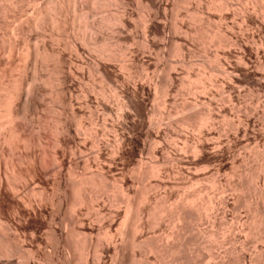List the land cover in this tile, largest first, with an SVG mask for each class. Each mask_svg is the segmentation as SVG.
Instances as JSON below:
<instances>
[{
	"label": "rangeland",
	"instance_id": "rangeland-1",
	"mask_svg": "<svg viewBox=\"0 0 264 264\" xmlns=\"http://www.w3.org/2000/svg\"><path fill=\"white\" fill-rule=\"evenodd\" d=\"M0 7L2 9L6 7L5 10L8 9V7L10 8V5L12 4L11 0V4L9 2V0H0ZM19 1V2H18ZM100 4L103 5L102 8H100L98 11H96L94 8H96V6H92V8H88L86 5H84L83 7L78 5V3H76L77 5H75V2L74 0H17L18 3L22 4L21 7H23V14H20L18 15L19 13H16L12 8V10L8 9V12L6 14V16H0V72H4L5 73H2L0 76V79L3 77V80L5 78H8L6 79L9 80V82H13L19 86V87H24V85H21L24 83L25 80L28 81V79L30 80L32 78V73H33V66L36 64L37 66H35L36 68L38 67L37 71H36V74L38 76V83L42 84L41 86V90H45L43 91V96H42V99L41 97H38V99H41V100H38L37 102L39 103L40 101V105L39 106H36L37 104H34L31 105L29 108H28V113H27V121H31L29 122V129L28 131L25 133V144H28V145H32L30 147H33L34 146V143H36V141L39 139V141H42L41 144H44L43 146L45 147V144H46V149L49 151L52 150L51 147L54 149L55 146H57V144L55 143L56 141H58V136H54L57 135L56 133V127L58 126L59 124V120H60V117L62 115V106L59 102V99L56 97V93H58L56 90L59 89V86L57 87V81L55 80L56 79V76H55V73L56 71H54V67L55 63H57V61L55 60L54 61V58L58 55L59 52H55V51H60V53H62V56H65V61L67 60V62L71 63L70 66H71V69L77 73L76 75L79 76H84V82H81V85L79 86V84H75L74 85V92L76 93V97H79L80 96V99H82L81 97H84L85 95H88V92L90 91L91 93H89V97L88 100L89 101V104L90 105H93V106H90V107H84L83 108V111L81 116L83 117H78V119L80 118V120H82L81 124L82 125H79L80 128H78V134H79V147L81 145H84L82 144L85 143L86 141V145H85V148H81V152L84 151V153L82 154V158H80L81 160V163L79 164L78 163V166L76 168V171H77V174H79V176L81 175H86L89 173L88 170H84V160L88 158V156H92L91 153H93V148L91 146V143L90 142H93V139L95 138V140L97 139V141L99 142H105L107 139L110 141H106L108 142L110 145L114 144V142H112L113 140L115 141V135L117 134L118 135V138H119V142L120 144H122V141H123V144L121 145V147H125L123 148V151H122V154L119 155L124 158V160H126L127 162L125 163H131L134 159V156L138 155V149L136 150L137 148V145L138 144H142L143 141H145L143 144H145V146H149L148 148L145 147V150L143 152V161L145 164V167L149 168L151 167L152 165L154 164H157L158 162L160 163V161H162V159L164 158V156H166V153L163 154H158L157 157L153 156L151 153V151L149 152V148L150 146L153 145V142L149 139H144V137L142 136L143 135V130L141 128V120L139 119V117L135 116L136 118H134L132 115L130 116H124L123 118H119L117 117L116 115L114 116V114H112L111 116L109 114H106L104 113V107H99L98 101H100L101 97H108V94L110 96V93H112L111 91V88H116L115 84L112 82V81H108L106 78H103L105 77L104 73L103 72H100L101 74H97V72H91L88 70L89 69V65L90 64V59H94V54L90 55L87 51L90 50V48H88V50H83L84 53L81 54L83 60H85L83 64L80 63V61L78 60L79 58H77L76 56V52L73 51L72 53V49L75 50V45L77 46V48H80L79 46L85 48V46H82L81 45V41L82 39L84 40V37H86V41L88 40L89 41V38L91 36V34L94 33V30L92 28L89 29L88 26H91V25H88L85 24L86 22H88L89 24H92V22L90 21H103V23H106L108 22V19H110L111 17V12H113L112 8L109 6L110 2L109 0H99ZM124 6V8H127L131 7L127 10L126 9V13L127 15L130 17L129 18V21H127V25L128 27L130 28H136V26H140V19H139V13L141 11L138 10V7L136 6V4L132 1V0H120ZM127 1V2H125ZM210 0H169V3H170V6L169 8L166 10V12L162 11V10H159L157 12V15H159V17L156 15V21H153V22H149L150 24H148V27L149 28H146L145 31L147 33V36L149 38V45L147 46L148 48L145 47V49L142 47V44L140 43H145L142 38L143 34L139 31V29H135L136 32L138 33L137 37H135V39L133 40L131 38V36L129 37H124V38H120L121 41H118L120 39L114 37L112 38V36H109L110 35V31H108V29H104L103 32H102V35L103 37L106 39V38H109L107 43H110L108 45H105V47L107 48L106 51H110L109 53H111L112 55H114L113 59H112V63H111V66L112 67H115L119 70L118 67H120V63H122L121 59L123 60H126L127 61V64L129 66V71H130V74H128V71L127 73L125 72L124 75H131V73L133 75H136V77L133 76V78H131V81L129 79V82L130 84H136V89L137 91L135 92L132 88L131 91H129L128 95L125 94L124 96L127 97V96H130L133 97V99L136 101L137 103V98H138V101L139 103L141 104H138L140 107L143 106V104H150L148 102V99L146 96L148 94V91H149V87H150V90L152 91H149L150 94L152 95V97H154V101L152 103V105L155 107L152 108L151 112H152V115L154 116H151L153 117L152 119H154L156 121H160L162 122V131L166 132V136H165V140L164 142L161 141L162 143H157L155 144V147H159L162 148V147H166V149L168 150H171V152H173L174 154V151L175 150H178L179 151L181 150V152H178L179 154L175 153L171 156H174L172 158H175L173 160V162L171 164H169L168 166H162V169L165 170L163 171L162 173V179L163 181H159L157 180L156 177H146V178H142L140 179L139 177L137 178L138 175H135L134 173H131L130 174H127V178H125L124 180L121 178V177H118L117 174H115V172L117 173V168L119 167V155H117L116 159L117 160H114V156H116L110 149V147L106 150V149H102V151H105L106 152H102L104 154H101L100 155V158L97 160L99 162V164H97L98 162L95 161L93 158L89 157L88 160L90 161L89 165H91L90 167H92V170H95L96 167H99L98 168H103V170H105L106 172H104V177H105V181L103 179H99L97 178L98 180L100 181H97L96 179L94 180L93 179V182H97V183H94L96 185V189L99 188L98 186L101 187V183H102V186L105 185L106 187L109 188L108 192L107 191H103L102 188L97 189V192L98 194H95V198L92 199L91 198V201L93 202V204H91V208H87L88 206H80L78 207V205L76 204V201H77V197L73 196L70 192H69V189L67 188V185H68V181H69V178H68V175L67 174H64L66 172H68V168L62 173L61 175V180L58 179V177H56L53 173V170L52 168L51 171L48 172V174L46 173H42L40 174V172L38 173L37 171V167H34L31 165V163H28L26 161L27 164H24L23 166V169L21 167V169H17V171H20V173H23V175H28V176H35L36 177V180L37 182H40L41 184V188H44L46 190V194L49 193V197H52L53 196V193L54 191H57V188L58 187V182H60V191L58 192L59 195H57V199H59L61 202H62V205H60L61 207H58L56 205V207L54 205L51 206V204L49 203H39V202H34V205L31 206H28V208H24V206H19L21 205V202L22 201H19L17 203L16 201L19 200V198H21L23 201H24V204L26 202H28V198L31 200L30 198V191L28 192V189H27V192L28 194H26L25 192V189L22 191H20V193L18 192L17 194L20 196H16V201H15V197L12 196L8 193L5 194V197L4 198H1L0 197V220L3 221V224L6 225L11 229V237L16 235L18 238H22V240L26 239L25 240V244L26 246L32 250V252L35 251V256L36 257H42V252L38 251L37 249V245L38 243H44V241L47 239V238H50V235L47 233L48 232V228L49 227H52L55 229V231L57 232L58 235H61V238H62V242L64 240L63 243H66V244H70L72 245V247L74 248L75 250V253L77 255H79L80 253V249L81 248V245L82 244V247H83V244L84 243H90L92 241V243L94 245H96V243L99 241L98 238L101 236H99V234L97 235V232L96 230H94L95 228L98 229L99 228V224H100V227L101 229L105 228L107 226V223L111 220V218L113 217L114 219H118L119 220V223L124 221V223L122 225H125L126 223V226H123V228L125 229L126 231V236L124 237V245L126 244L128 247H126V251H125V263L126 264H130V259L132 257V254L135 255L136 259L138 261L141 262V264H175L173 263V261L171 259L173 258H170L172 257L171 256H164L162 254H159L160 255V258H159V255L157 256V253L156 252H149V251H145L143 249H140V248H133L132 246V243L135 241V242H139L141 241V239H146L148 240V238L150 239V241L148 240V242H152L153 240L156 241L159 239L163 240L164 237L166 239V236H169V234H172V233H175V230L177 231L178 229V226H179V223L177 220H174L173 216H170L169 212H166V213H163L160 214V212H156V214L158 213L159 215H162V216H158L156 214L153 215H150V219L148 220V216L149 214L147 215V207H149V204L148 202H146L143 197H144V194L146 191V193H149L150 197L152 198H159L157 199V204L158 205H162V208H165L167 206L170 207V205L173 203H175L176 201L180 200L179 198H183L184 195H189L191 193H195L197 191H200L201 190V193L202 195L201 198L203 201V199H212V197L215 199V197L218 199V197L224 195V196H227V198H229V201L232 202L230 203V206L229 208L227 209V219H226V223L224 222V224H227V225H224L225 227L220 228L221 230H218V227H215L214 224H212V220L213 218L211 217L213 212L211 213V215H208L210 214V210H205L204 211V220L201 222L200 225H195L193 228H194V232L192 235H196L199 233H204V231L206 230H216L218 231V236L217 238H220L218 240H215V242L213 243L215 248L213 247V249L222 257V255L224 256V258H226L227 256L230 257L232 253V257H230L229 259H225V264H264V244L261 243L260 241V228H259V224L257 223L258 221H256V217H257V214L258 212H256V203L255 201L257 200V196L256 194L258 195V189H259V185H260V188L262 186V189H264L263 187V183H264V85H259L257 84L255 80V73L253 72L252 68L255 67V64H257V62L253 59V58H248V54H249V46L253 47V48H257L259 49V61L260 63L262 64V67H264V32H258L257 30V27L254 25V24H251V26L249 27V31H244V27H243V23H242V18L244 17L245 13H244V10L245 8L247 9H251L252 7H255L256 8V14H258V16L260 18L264 17V0H233L231 1L232 2V6L234 7H231L230 10H232L230 13L232 14L230 16V18L223 22V20H221L220 22V12H217L218 10L215 11L216 8H213V9H209L208 8V3H209ZM219 1V0H218ZM32 2V3H31ZM104 2V3H103ZM125 2V3H124ZM198 2V3H197ZM234 2V3H233ZM31 3V4H30ZM99 3H96L99 5ZM206 3V4H205ZM219 3V2H218ZM255 3V4H254ZM33 4V5H32ZM43 4V5H42ZM51 4L53 5H59L62 6V12L61 14L58 12L57 10V14H59V16L61 18H59L56 23L54 22H50L52 21L51 19L54 17V14L56 15V12L55 10H51V9H54L53 8V5L51 6ZM129 4V5H128ZM259 4V5H258ZM32 5V6H31ZM49 5V6H48ZM107 5V6H106ZM127 5V6H126ZM257 5V7H256ZM41 8L42 10V17L39 19L40 20V23L38 22V26H35L36 28H34L33 26L30 25V27L28 25H24V21L29 20V23L30 21L33 22V19L36 18L37 16V7ZM43 6V7H42ZM82 7L84 8V11H86L87 9H91L90 11L87 10L86 13L90 14L89 17H86V22L84 21V18L83 20L80 19V17H76V14H78L79 16V12L77 11V7ZM100 6V5H99ZM105 6V7H104ZM177 6V7H175ZM206 6V7H205ZM48 9H47V8ZM52 7V8H51ZM58 7V8H59ZM79 7L78 10H80L81 8ZM87 7V9L85 8ZM86 9V10H85ZM98 9V8H96ZM131 9V10H130ZM204 9V10H203ZM10 10V11H9ZM46 10V11H45ZM50 10V11H49ZM61 10V9H60ZM92 10H95L96 12L92 11ZM201 10V11H200ZM241 10V11H240ZM246 10V9H245ZM53 11V12H52ZM69 11V12H68ZM74 11V12H72ZM76 11V12H75ZM92 11V14L90 13ZM129 11V13H128ZM262 11V12H261ZM102 13V16H101V13ZM139 12V13H138ZM163 12V13H162ZM216 12V13H215ZM16 13V14H15ZM52 13V14H51ZM66 13V14H65ZM74 13V14H73ZM176 13V14H175ZM201 15H200V14ZM244 13V14H243ZM44 14V15H43ZM46 14V15H45ZM52 16H51V15ZM198 14V15H197ZM210 14V15H209ZM9 15V16H7ZM22 15V16H21ZM29 15V16H28ZM48 15V16H47ZM64 15V16H63ZM73 15V16H72ZM75 15V16H74ZM93 15V16H91ZM104 15V16H103ZM107 15V16H106ZM109 15V16H108ZM20 16V17H19ZM96 16V17H95ZM128 16H126V18H128ZM132 16V17H131ZM178 16V17H177ZM190 16V17H189ZM3 17V18H2ZM35 17V18H34ZM45 17V18H44ZM48 17L50 19H48ZM65 17V18H64ZM93 20H92V18ZM32 18V19H31ZM58 18V16H57ZM91 18V19H90ZM98 20H97V19ZM162 18V20H161ZM175 18V19H174ZM192 18V19H191ZM158 19V20H157ZM182 19V20H181ZM231 19V20H230ZM4 20V21H3ZM19 20V21H18ZM21 20V21H20ZM28 20L26 21L28 23ZM36 20V19H35ZM44 22H43V21ZM63 22H61V21ZM105 20V21H104ZM131 20V21H130ZM161 20V22H160ZM72 21V22H70ZM75 21V22H74ZM133 21V22H132ZM201 21V22H200ZM23 22V25L26 27L27 31H26V35H25V38H21L17 37L16 40H17V45H16V50L15 52H13V54H9L7 53V49L6 48L7 46L9 47V44H10V41L13 40L15 37H14V27H18V26H23L21 23ZM31 22V23H32ZM131 22V23H130ZM158 22V23H157ZM6 23V24H5ZM12 23V24H11ZM44 23V24H43ZM58 23V25H57ZM135 23V24H134ZM153 23V24H152ZM155 23V24H154ZM156 23L158 26H156ZM192 23V24H191ZM216 23V24H215ZM222 23V24H221ZM9 24V26H8ZM26 24V23H25ZM61 24H63V26H60ZM138 24V25H136ZM190 24V25H189ZM206 24V25H205ZM3 25V26H2ZM32 25H37L35 23H33ZM66 25L68 27H66ZM151 25V26H150ZM154 25V26H153ZM164 27H163V26ZM169 25V26H168ZM181 25V26H180ZM219 25V26H218ZM221 25V26H220ZM23 26V27H24ZM28 26V27H27ZM53 26V27H52ZM135 26V27H134ZM178 27V31H176L177 34L174 33L173 29L175 27ZM239 26V27H238ZM13 27V28H12ZM33 27V28H32ZM55 27V28H54ZM65 27V28H64ZM155 29H154V28ZM163 27V28H162ZM200 27V29H199ZM208 27V28H207ZM232 27V28H231ZM6 28V29H5ZM39 30H38V29ZM54 28V29H53ZM70 28V29H69ZM72 28V29H71ZM226 28H231V32H233V34H229V32H227L229 29H227L226 31ZM16 29V28H15ZM36 29V30H34ZM43 29V30H42ZM63 31H62V30ZM164 29V31H163ZM12 30H13V33H12ZM66 30V31H65ZM75 30V31H73ZM92 30V31H90ZM220 30H223V32L225 31V33H227V35L229 37H231L233 40H237L239 42V44H242L241 47H243V51H240L239 48H235L236 46H232L231 49H227L226 52H224L225 50L223 48H221L218 44V39L220 37ZM257 30V31H256ZM29 31V32H28ZM40 31V32H39ZM55 31V32H54ZM58 31V32H57ZM63 32V35H62V32ZM73 31V32H72ZM79 31V32H78ZM107 33H105V32ZM150 33H149V32ZM151 31H152V34H151ZM162 31V32H161ZM181 31V32H180ZM184 31V32H183ZM186 31V33H185ZM198 32V34L200 33H207L208 36H210V38L212 37L213 40L211 39H203L201 40V38H199V36L195 34ZM244 31V32H243ZM6 32V33H5ZM61 32V33H60ZM69 32V33H68ZM76 32V34H75ZM87 32V34H86ZM171 34H169V33ZM183 32V33H182ZM256 33L254 34V42L252 40V43L250 41V38H252V34L251 33ZM258 32V33H257ZM42 33V34H40ZM46 33V34H45ZM172 33H174L175 35L173 36ZM179 33V34H178ZM183 35H182V34ZM184 33L186 35H189L185 37ZM191 33V34H190ZM194 33V34H193ZM249 33V34H248ZM263 33V34H262ZM3 34V35H2ZM12 34V35H11ZM30 34V35H29ZM33 36H32V35ZM42 35V36H39ZM61 34V35H59ZM68 34V35H67ZM142 34V36H140ZM151 34V35H150ZM155 34V35H153ZM205 34V35H207ZM251 34V35H250ZM29 35V36H28ZM43 35H46V36H43ZM82 35V36H81ZM89 35V36H88ZM159 38L156 39V43L151 41V38L153 36ZM182 35V36H181ZM231 35V36H230ZM250 35V36H249ZM12 36V37H11ZM26 36L29 37L26 38ZM39 37H43V39L41 38H38ZM55 36V37H54ZM69 36V37H67ZM109 36V37H108ZM179 36V37H178ZM233 36V37H232ZM14 37V38H13ZM50 37V38H49ZM163 37V38H162ZM173 37H176L178 38V40L180 41L179 43H182L180 44L179 48L182 50V52H179V54H177L176 50L178 47H176V45L174 44V38ZM216 37V38H215ZM10 38V39H9ZM32 38V39H31ZM35 38H38V39H35ZM52 38V39H51ZM54 38V40H53ZM60 38V39H59ZM63 38V39H62ZM112 38V39H111ZM131 38V39H130ZM140 38V39H139ZM163 40H162V39ZM175 38V41H178L176 40ZM198 38V39H197ZM237 38V39H236ZM24 39H27V42L29 41L30 43L27 44V42H25L26 40ZM118 39V40H117ZM138 39V40H137ZM182 39V40H181ZM239 39V40H238ZM253 39V38H252ZM263 39V40H262ZM4 40V41H3ZM23 40L24 42L27 44L29 50L27 49V46L26 44L24 43L23 44ZM60 40V41H59ZM63 40V41H61ZM114 40V42H113ZM116 40V41H115ZM155 40V39H154ZM160 40V41H159ZM161 40L164 41L161 43ZM204 40V41H203ZM210 40V41H209ZM217 40V41H216ZM242 40V41H241ZM19 41V42H18ZM69 41V43L67 42ZM72 41V42H71ZM87 41V42H88ZM118 41V43H117ZM187 41V42H186ZM190 41V42H189ZM214 41V42H213ZM245 41L247 43L246 44ZM12 42V41H11ZM39 42V43H37ZM43 42V43H42ZM44 42H46L44 44ZM83 42V41H82ZM139 42V43H138ZM167 42V43H166ZM3 43V44H2ZM40 45L38 46L37 44ZM51 43V44H50ZM54 43V44H53ZM75 43V44H74ZM77 43V44H76ZM85 43V42H84ZM117 43V44H116ZM155 43V44H154ZM184 43V44H183ZM191 43V44H190ZM245 43V45H244ZM2 44V45H1ZM6 44V45H5ZM20 44V45H19ZM36 44V46L34 45ZM47 44V45H46ZM53 44V45H52ZM57 44V45H56ZM74 44V45H73ZM83 44V43H82ZM105 44V42H104ZM139 44V45H138ZM161 46H160V45ZM166 44V45H165ZM171 44V45H170ZM197 44V45H196ZM256 44V46H255ZM258 44V45H257ZM56 45V46H55ZM70 45H71V48H70ZM127 45V46H126ZM141 45V47H140ZM247 45V46H246ZM4 46V47H2ZM25 46V47H24ZM110 46V47H109ZM38 48V50H40L41 52H43L44 54V51H42L43 47H45L46 49V53H45V57H43V59L40 57L41 54L38 56V60H36V62L32 63V60L33 58H35L34 54H35V51L36 49L35 48ZM42 47V48H41ZM49 47V48H48ZM58 47V48H57ZM63 47V48H61ZM234 47V48H233ZM5 48V49H4ZM51 48V49H50ZM105 48V49H106ZM109 48V50H108ZM112 48V49H111ZM205 48V49H204ZM22 49V50H21ZM32 49H35V50H32ZM66 49V50H65ZM161 49V50H160ZM172 49V50H171ZM235 49V50H234ZM238 49V50H237ZM2 50V51H1ZM34 52L33 56L32 54H28L29 52ZM51 50V51H50ZM104 50V49H103ZM220 50V51H219ZM55 53H53V52ZM67 51V52H66ZM82 51V52H83ZM105 51V50H104ZM176 51V52H175ZM235 53H234V52ZM3 52V53H2ZM40 52V53H41ZM70 52V53H69ZM87 52V53H85ZM228 52V54H227ZM241 52V54H240ZM243 52H245V57L244 58H247L249 60H247V62L249 63L248 66H250V69H251V73L249 72V69L246 70L242 67H239L237 64L240 62V57L243 58ZM25 53V54H24ZM28 54V57H30V60L27 61L26 60V56ZM51 53V54H49ZM130 53V54H129ZM144 53V54H143ZM186 53V54H185ZM238 53V54H237ZM248 53V54H247ZM42 54V55H43ZM46 54H48V56H46ZM54 54H57V55H54ZM64 54V55H63ZM72 54V56H71ZM75 54V55H74ZM172 54V55H171ZM223 54V55H222ZM7 55H10V57H8ZM70 55V57H69ZM129 55V56H127ZM237 55V56H235ZM6 56V57H5ZM13 56V58H11ZM53 56V57H51ZM91 56V57H90ZM94 56V57H93ZM163 56V57H162ZM223 56V57H222ZM73 57H75V59H73ZM86 57H88L86 59ZM179 57H182V58H179ZM190 57V58H189ZM238 57V58H237ZM9 58V59H8ZM11 58V60H10ZM41 58V59H40ZM45 58V59H44ZM50 60H49V59ZM67 58V59H66ZM127 58V59H126ZM217 58V59H216ZM21 59V60H20ZM24 59V60H23ZM29 59V58H28ZM73 59V60H72ZM116 59V60H115ZM134 59V60H133ZM251 59V60H250ZM6 60V61H5ZM8 60V61H7ZM27 62H26V61ZM35 60V59H34ZM33 60V61H34ZM40 60V61H39ZM46 62L47 64H44L42 63L43 61ZM136 60V61H135ZM152 60V61H151ZM40 64H39V62ZM77 61V62H76ZM78 61L79 63L81 64V66L79 67L80 64H78ZM160 61V62H159ZM213 61V62H212ZM5 64H4V63ZM14 62V64H13ZM29 65H27L26 63ZM73 62V64H72ZM119 62V63H118ZM218 62V63H216ZM3 63V64H2ZM20 63V64H19ZM69 63H66L67 66L69 65ZM74 63H77V64H74ZM114 63V64H113ZM135 63V65H134ZM171 63V65H170ZM193 63V64H192ZM220 63V66L221 64L223 65H230L229 68L233 69L235 72H237L236 76L234 77L235 79H233L234 82L230 81L231 85H227V80H225V78L223 77V75L221 74L219 68L220 66L217 65ZM26 64V65H25ZM33 64V65H32ZM43 64V65H42ZM55 64V65H54ZM12 65V66H11ZM76 67L77 65V68L79 67V69H76V70H79V71H76L75 68L73 67ZM86 65V66H85ZM153 65V66H152ZM10 68H9V67ZM14 66V67H13ZM22 66V67H21ZM41 66V67H40ZM43 66V67H42ZM84 66V67H83ZM173 66V67H171ZM219 66V68H218ZM27 67V68H26ZM83 67V68H82ZM179 67V68H178ZM236 67H238L236 69ZM29 68L30 71H32L30 73L29 71ZM46 68V69H44ZM49 68V69H48ZM57 68V67H56ZM82 68V69H81ZM114 68V69H115ZM131 68V69H130ZM240 68V69H239ZM243 70H242V69ZM18 69V70H17ZM23 69H27L29 71L26 70H23ZM83 73H82V71ZM154 69V70H153ZM159 69V70H158ZM177 69V70H176ZM180 69V70H179ZM185 69V70H184ZM187 69V70H186ZM264 69V68H263ZM38 70H41L40 72ZM53 70V71H52ZM88 70V72H87ZM116 70V69H115ZM162 70V71H161ZM170 70V71H169ZM172 70V71H171ZM242 70V71H241ZM245 70V71H244ZM13 71V72H12ZM17 71V72H16ZM22 73H21V72ZM176 71L178 72L177 74L180 76V78L182 77L185 81H184V87H186L185 89H182V86L181 88L179 89L178 88V84L177 83H174V82H171V86L174 87L172 88L170 86V81L167 82L166 81V76L165 75H168L169 74H172L173 72ZM183 71V72H182ZM38 72V73H37ZM54 74H53V73ZM172 72V73H171ZM180 72V74H179ZM186 72V73H185ZM242 72V73H241ZM8 73V74H7ZM26 73V75H25ZM74 73V74H75ZM213 75H212V74ZM244 73V74H243ZM254 73V75H253ZM24 74V75H23ZM42 74V75H41ZM53 74V75H52ZM146 74V75H145ZM182 74V76H181ZM57 75V74H56ZM88 75V77H87ZM91 75V76H89ZM126 76V77H129V76ZM204 75V76H203ZM239 75V76H238ZM6 76V77H5ZM8 76V77H7ZM22 76V77H21ZM28 76V77H27ZM86 76V77H85ZM238 76V77H237ZM254 76V77H253ZM15 77V78H14ZM49 77V78H48ZM53 77V78H52ZM132 77V76H131ZM152 77V78H151ZM249 77V78H248ZM14 78V79H12ZM23 78V79H22ZM25 78V79H24ZM87 78V79H86ZM149 78V79H148ZM189 78V79H188ZM43 79V82L41 81ZM45 79V80H44ZM49 82H48V80ZM95 79V80H94ZM105 79V80H104ZM250 79V80H249ZM14 80V81H12ZM192 82H191V81ZM212 80V81H210ZM23 83H20L22 82ZM46 81V82H45ZM52 83H51V82ZM137 81V82H136ZM8 82V81H7ZM10 82V83H11ZM26 82V81H25ZM88 82V83H87ZM166 82H167V87H169V91L167 92H162L164 91L163 88L166 87ZM236 82V83H235ZM20 83V84H18ZM210 83V84H209ZM239 83V84H238ZM256 83V84H255ZM47 84V85H46ZM51 84V85H50ZM56 84V86H55ZM88 84V85H87ZM202 84V85H201ZM204 84V86H203ZM236 85V87L233 86ZM241 84V85H240ZM253 84V85H252ZM255 84V85H254ZM90 85V86H89ZM201 85V86H200ZM240 85V87H239ZM104 86V87H103ZM111 86V87H110ZM141 86V87H140ZM156 86V87H155ZM158 86V88H157ZM165 86V87H164ZM199 86V87H198ZM238 86V87H237ZM242 86V88H241ZM58 88V89H55V88ZM138 87V88H137ZM155 87V89H154ZM162 87V89H161ZM176 87V88H175ZM224 87V88H223ZM263 87V88H261ZM78 88V89H77ZM112 88V89H113ZM160 88V89H159ZM206 88V90H205ZM208 88V89H207ZM241 89L238 90L240 92H237L236 89ZM261 88V89H260ZM55 89V90H54ZM76 89V90H75ZM95 89V90H94ZM110 89V90H109ZM143 89V90H142ZM146 89V90H145ZM159 89V90H158ZM176 89L180 90V92H176ZM201 89V91H200ZM233 89V90H232ZM117 90H120V89H117ZM141 90V91H140ZM172 90V91H171ZM194 90V91H193ZM228 90V91H227ZM41 91V92H42ZM49 91V92H47ZM77 91V92H76ZM80 91V92H79ZM82 91V92H81ZM111 91V92H109ZM133 91V92H132ZM145 91V92H144ZM161 91V92H160ZM198 91V93H197ZM200 91V92H199ZM56 92V93H55ZM97 92V93H96ZM104 92V93H103ZM121 92V91H120ZM132 92V93H131ZM160 92V93H159ZM226 92V93H225ZM252 92V93H251ZM74 93V95H75ZM78 93V95H77ZM107 93V94H105ZM167 93V94H166ZM201 93V94H199ZM204 93V94H203ZM230 93V94H228ZM47 94V95H45ZM53 94V95H52ZM103 94V95H102ZM105 94V95H104ZM130 94V95H129ZM164 94V95H163ZM84 95V96H83ZM133 95V96H132ZM134 95L135 97L137 98H134ZM154 95V96H153ZM158 95V96H157ZM169 95V96H168ZM51 96V97H50ZM172 96V97H171ZM203 96V97H202ZM91 97V98H90ZM124 97V98H125ZM156 97V98H155ZM163 97V98H162ZM164 97H167V99H165ZM174 97H179L177 98V102L178 104H176L177 102H175V107H174V104H171L174 100ZM199 97V98H198ZM246 97V98H245ZM2 98V97H1ZM5 99V97H3ZM2 98V99H3ZM44 98V99H43ZM52 98V99H51ZM123 98V97H122ZM170 98V99H169ZM240 98V99H239ZM3 99V100H4ZM58 99V100H56ZM161 99V100H160ZM163 99V100H162ZM173 99V100H172ZM194 99H200L201 103L198 104L197 106V110H201L203 107V109L201 111H210V113L212 114V116L215 118V129H217V133L218 135L217 136V140H216V136L213 138V141L211 139H207L209 142H207L209 145L207 146L208 149H207V153L205 151V153H203L204 155L200 156L199 154H194L191 150V148L193 147L194 143H197V141L199 140L200 136H201V132H203L204 130H202L200 128V131L199 129H197L196 127H183L181 126V124L179 123V120L183 117L184 114L180 113V109L176 108V106L178 107V105L180 104V102H183V100H187L189 102H193ZM230 99V100H229ZM93 100V102H92ZM170 100V101H169ZM172 100V102H171ZM181 100V101H179ZM203 100V101H202ZM211 100V101H210ZM2 101V100H1ZM51 103H50V102ZM156 101V102H155ZM160 101V102H159ZM207 101V102H206ZM216 101V102H215ZM247 101V102H246ZM95 102V103H94ZM170 102V103H168ZM204 102V103H202ZM214 102V103H213ZM230 102V103H229ZM42 103V104H41ZM165 103V105H164ZM88 104V105H89ZM170 104V105H169ZM249 104V105H248ZM5 105V107H4ZM43 107H42V106ZM60 105V106H59ZM110 105L113 106V108L116 109V105L114 104V102H111ZM173 105V106H172ZM115 106V107H114ZM157 106V107H156ZM167 108H166V107ZM234 106V107H233ZM32 107V108H31ZM37 107V108H36ZM42 107V109H41ZM51 107V109H50ZM99 110H98V108ZM144 107V106H143ZM7 106L6 104H2L1 102V105H0V113L2 115H0V119H3V116H4V113L5 111H7ZM96 108V110L94 111V109ZM173 108H176V110L174 112V116L172 114V119L170 118L169 120L166 119V116H165V112L169 109L172 110ZM210 108V109H209ZM230 108V109H229ZM36 109V110H35ZM38 109V111H37ZM40 109V110H39ZM54 109V110H53ZM86 109V111H85ZM88 109V110H87ZM154 109V110H153ZM156 109V110H155ZM163 109V110H162ZM9 110V109H8ZM30 110V112H29ZM93 112H92V111ZM99 112H98V111ZM166 110V111H165ZM245 110V111H244ZM38 113H37V112ZM91 113H90V112ZM102 111V112H101ZM114 111V109H113ZM153 111L155 112L153 114ZM61 112V113H59ZM89 112V113H88ZM95 112V113H94ZM115 112V111H114ZM113 112V113H114ZM149 112V113H151ZM172 112V111H171ZM244 112H246L247 114H245ZM253 112V113H252ZM257 112V113H256ZM84 113V114H83ZM98 113V114H97ZM239 113V114H238ZM59 114V115H58ZM103 114V115H102ZM243 114V115H242ZM251 114V115H250ZM32 115V116H31ZM31 116V117H29ZM38 116V117H37ZM106 116V117H105ZM116 117V118H115ZM132 119H131V118ZM250 117V118H249ZM104 118V119H103ZM110 118V119H109ZM119 121H117L118 119ZM217 118V119H216ZM250 122L249 124V127H248V135L252 138H249L251 139L250 141V144H248V146L246 144H239V141H237L236 139L234 140L233 138V128L236 129V128H243L245 127V122L247 121V119ZM30 119V120H29ZM35 119H37L35 121ZM114 119V120H113ZM117 119V120H116ZM123 119V120H122ZM229 119V120H228ZM241 119V120H240ZM253 119V120H252ZM57 120V121H55ZM70 120V118H69ZM68 120V121H69ZM80 120H79V123H80ZM107 120V121H106ZM125 120V121H124ZM255 120V121H254ZM109 121V122H108ZM113 121L115 123H113ZM225 121V122H223ZM240 121V122H239ZM244 121V122H243ZM259 121V122H258ZM72 124V121L70 120L68 123L69 125ZM105 122V123H104ZM119 122V123H118ZM124 122L126 124H124ZM223 122V123H222ZM133 123V124H132ZM169 123V124H168ZM244 123V124H243ZM254 124V125H253ZM74 124H72V128H75L73 127ZM139 125V126H138ZM172 125V126H171ZM226 125V126H225ZM56 126V127H55ZM70 126V127H71ZM167 126V127H166ZM174 126V127H173ZM109 127V128H108ZM120 127V128H119ZM126 127V128H125ZM177 127V128H176ZM182 127V128H181ZM7 128V127H6ZM40 128V129H39ZM203 128V127H202ZM1 129V127H0ZM5 127L1 130H4ZM113 129V130H112ZM117 129V130H116ZM176 129V130H175ZM192 129V130H191ZM204 129V128H203ZM6 130V129H5ZM3 131V132H6V131ZM8 130V129H7ZM36 130V131H35ZM74 129H72L73 131ZM116 130V131H115ZM138 130H141L142 132H139ZM260 130V131H259ZM115 131V133H114ZM122 131V132H120ZM132 131V132H131ZM168 131V132H167ZM219 131V132H218ZM37 136H36V133ZM54 132V133H53ZM94 133V134H93ZM107 133V134H106ZM140 133L141 136H140ZM33 134V135H32ZM86 134V135H85ZM104 134V135H103ZM109 134V135H108ZM115 134V135H114ZM136 134V135H135ZM225 134V135H224ZM35 135V136H34ZM93 135V136H92ZM114 135V137H113ZM121 135V137H119ZM125 137H124V136ZM134 135V136H133ZM199 135V136H198ZM231 135V136H230ZM252 135V136H251ZM256 135V136H255ZM257 135H260L259 137H257ZM97 136V137H96ZM133 136V137H132ZM188 136V137H186ZM109 137V138H108ZM131 137V138H130ZM135 137V138H134ZM140 137L142 139V141L140 140ZM143 137V138H142ZM173 139H172V138ZM178 137V138H177ZM219 137V138H218ZM28 138H29V141H28ZM34 138V139H33ZM37 138V139H35ZM42 138V139H41ZM57 138V139H56ZM83 138V139H82ZM99 138H101L99 140ZM103 138V139H102ZM114 138V139H113ZM133 138V139H132ZM185 138V139H184ZM194 138H196L194 140ZM230 138V139H229ZM31 139V140H30ZM86 141H85V140ZM106 139V140H105ZM121 139V141H120ZM129 139V140H128ZM136 139V140H135ZM138 139V140H137ZM144 139V140H143ZM256 139V145H254L255 143L252 144V142H254V140ZM258 139V140H257ZM261 139V140H260ZM80 140H82V142H80ZM135 140V141H133ZM147 140V141H146ZM214 140H216L214 142ZM34 141V142H33ZM129 141V143H128ZM259 141V143H258ZM31 142V143H30ZM112 142V143H111ZM138 142V143H137ZM152 142V145L150 144ZM173 142V143H172ZM226 142V143H225ZM53 143H55L53 145ZM81 143V145H80ZM222 143V144H221ZM88 144V145H87ZM129 144V145H128ZM148 144V145H147ZM162 144V145H161ZM215 145V147L213 145ZM239 144V145H238ZM258 144V145H257ZM53 145V146H52ZM217 145V147H216ZM218 145H219V148H218ZM224 145V146H223ZM231 145V146H230ZM247 148H246V146ZM1 146L2 144H0V149H1ZM50 146V147H49ZM135 146V147H134ZM154 146V145H153ZM211 146V147H210ZM222 146V147H220ZM243 146V147H242ZM48 147V148H47ZM83 147V146H81ZM89 148V149H86V148ZM238 147V148H237ZM173 148V149H172ZM214 150H213V149ZM221 148V149H220ZM245 148V149H244ZM252 148V149H251ZM34 151L35 148H32ZM85 149V150H84ZM92 149V151H91ZM185 149V151H184ZM212 149V150H210ZM218 149V150H217ZM225 149V150H224ZM259 149V150H258ZM36 151L34 152H37V149H35ZM112 152H110V151ZM134 150V151H133ZM224 152H223V151ZM91 151V152H90ZM132 151V152H131ZM230 151V152H228ZM263 151V152H262ZM87 152V153H86ZM127 152V153H126ZM136 152V153H135ZM188 152V153H187ZM86 153V155H85ZM181 153V154H180ZM232 153H235L234 155ZM112 154L114 156H112ZM213 154V155H212ZM238 154V155H237ZM240 154V155H239ZM132 155V156H131ZM163 155V156H161ZM179 155V157L177 156ZM198 156V158L200 159L199 162L203 163L201 164V168L199 171L200 175H205L204 178L206 179H202L201 182H199L198 184H194L192 187L193 188H189L187 189L186 187L184 188V185L182 183H184L183 181L189 177H191V173L195 172L193 171L192 167H189V160H192L193 157ZM110 156V157H109ZM124 156V157H123ZM186 156V157H185ZM217 156V157H216ZM235 156V157H233ZM248 157V161H243V158L242 157ZM113 157V158H112ZM155 157V158H154ZM201 157H202V160H201ZM178 158V159H176ZM182 158V159H181ZM184 158V159H183ZM230 158V159H229ZM84 159V160H83ZM91 159V160H90ZM92 159H93V163H92ZM112 159V160H111ZM147 159V160H146ZM151 159V160H150ZM216 159V160H215ZM238 160L235 162V166H233L231 169H229V171L227 170L226 173H221V175H216V176H213V178L210 176L212 170H214L215 168H218L219 167V163L221 162H224V161H227L229 162H232L233 160ZM103 163H101L100 161ZM215 160V161H214ZM107 162V165H105V163ZM115 161V163H114ZM118 161V162H117ZM177 161V162H176ZM189 161V162H188ZM214 161V162H213ZM240 161V162H239ZM96 162V163H94ZM105 162V163H104ZM110 162H111V165L113 163V165L117 166L118 164V167H114L112 165V168L111 166L110 167V170L113 171V174L112 172H110V170H107L109 169L108 167V164L110 165ZM175 162V163H174ZM188 162V163H187ZM207 162V163H206ZM238 162V163H237ZM158 163V164H159ZM162 163V162H161ZM160 163V164H161ZM186 163V164H185ZM97 164V165H96ZM102 164V165H101ZM219 164V165H218ZM3 165V164H2ZM162 165V164H161ZM171 165V166H170ZM185 165L186 166V169H185ZM188 165V166H187ZM104 166V167H103ZM106 166V167H105ZM149 166V167H148ZM205 166V167H204ZM218 166V167H217ZM26 167V169H24ZM30 169H27L29 168ZM32 167V168H31ZM172 167V168H171ZM188 167V168H187ZM105 168V169H104ZM171 168V169H170ZM184 168V169H183ZM189 168L190 169V173H188L189 171ZM246 168V169H245ZM36 169V170H34ZM114 169V170H113ZM180 169V170H179ZM23 170V171H22ZM27 170V171H26ZM175 170V171H174ZM188 170V171H186ZM262 170V171H261ZM22 171V172H21ZM36 171V173L34 172ZM88 171V173H86ZM169 171V172H168ZM211 171V172H210ZM245 171V172H244ZM259 171V172H258ZM27 172V174H26ZM32 172V173H31ZM85 172V173H84ZM210 172V173H209ZM248 172V173H247ZM35 173V174H34ZM174 173V174H173ZM259 173V174H258ZM30 174V175H29ZM34 174V175H32ZM115 174V175H114ZM166 174V175H165ZM182 174V175H181ZM247 176H246V175ZM250 174V175H249ZM261 174V176H260ZM38 175V176H37ZM46 175V176H45ZM65 175V176H64ZM130 175V176H128ZM136 177H135V176ZM164 175V176H163ZM260 176V180L258 182V179H257V176ZM27 176V178H28ZM63 176V177H62ZM187 176V177H186ZM209 176V177H208ZM258 176V178H259ZM51 178V179H47V178ZM56 177V178H55ZM67 177V179H66ZM116 177V179H115ZM164 177V178H163ZM208 177V178H207ZM246 177V178H245ZM250 177V178H249ZM254 177V178H252ZM30 178V177H29ZM113 178V179H112ZM119 178V179H118ZM170 178V179H169ZM257 180H256V179ZM65 179V180H63ZM134 179V180H133ZM146 181H144V180ZM208 179V180H207ZM240 179V180H239ZM253 181H250L252 180ZM263 179V180H262ZM46 180V181H44ZM103 180V181H102ZM121 180V181H120ZM216 183H214V181ZM256 180V181H255ZM43 181V182H42ZM55 181V182H54ZM116 181V182H115ZM124 181H128V184L127 182L124 183ZM170 181V182H169ZM211 181V182H210ZM263 181V182H262ZM57 182V183H56ZM64 184V188L66 187L65 191L64 188L62 187L63 184ZM65 182V183H64ZM145 182V183H144ZM158 182V183H157ZM161 182V183H160ZM226 182V183H225ZM229 182V185H233L235 183H239V182H242V185H243V190L237 192V191H233L231 185L229 186V190L228 188L226 189L225 187V194H221L222 193V190H220L221 192H219V189L221 188L220 186L223 184L222 187H224L225 185H227V183ZM249 182V183H248ZM252 182V183H251ZM254 182V183H253ZM56 183V184H55ZM151 183V184H150ZM210 183V184H209ZM214 183V185L212 184ZM251 183V184H250ZM256 183H259V184H256ZM99 184V185H98ZM130 184V185H129ZM158 184V185H157ZM225 184V185H224ZM249 184V185H248ZM254 186H253V185ZM256 184V185H255ZM44 185V187H43ZM55 185V187H54ZM62 185V186H61ZM120 185V186H119ZM128 185V187H127ZM154 185V186H153ZM57 186V187H56ZM153 186V187H152ZM182 186V187H180ZM255 186H258L257 188ZM130 187V188H129ZM132 187V188H131ZM231 187V188H230ZM248 187V188H247ZM250 187V188H249ZM253 187V188H252ZM120 188H124V192L129 193L131 199H134V201H132V211L129 212L128 214V220L124 219V216H125V213L124 212H127L125 209L127 208L126 207V204H124L125 202H123V196H121L120 194ZM128 188V189H127ZM173 188V189H172ZM245 188V189H244ZM252 188V189H251ZM256 188V189H255ZM36 189H39V188H36ZM63 189V190H62ZM95 189V190H96ZM127 189V190H126ZM151 189V190H150ZM246 189H250L254 192V190H256L255 194L254 193H251L249 192L248 190ZM101 190V191H100ZM178 190V191H177ZM184 190V191H183ZM212 190V191H211ZM261 190V189H259ZM40 191L37 190V192ZM42 191V189H41ZM103 191V192H102ZM170 191V192H169ZM195 191V192H194ZM228 191V192H227ZM25 192V193H24ZM50 192H52L50 194ZM64 192V193H63ZM94 192V190H93ZM94 192V193H95ZM231 192V193H230ZM244 192V193H243ZM249 192V193H248ZM30 193V194H29ZM93 193V194H94ZM101 193V194H100ZM105 193V194H103ZM127 193V194H128ZM133 193V194H132ZM169 193L170 196H169ZM186 193V194H185ZM220 193V194H219ZM251 193V194H250ZM10 196H8V195ZM55 194V193H54ZM161 194V195H160ZM250 194V195H248ZM255 197H253L252 196ZM7 195V196H6ZM24 195V197L22 196ZM186 195V196H187ZM207 195V196H206ZM22 196V197H21ZM26 196V197H25ZM91 196H93L91 194ZM170 198H169V197ZM210 196H212L211 198H209ZM250 196V197H249ZM19 197V198H17ZM28 197V198H27ZM219 197V198H220ZM233 197V198H232ZM239 197V198H238ZM251 197L253 198V200L251 199ZM10 198V199H9ZM14 198V199H12ZM24 198V199H23ZM61 198V199H60ZM76 198L75 202H74V199ZM168 198V200H167ZM200 198V199H201ZM2 199V201H1ZM20 199V200H21ZM250 199V200H249ZM256 199V200H255ZM263 199V198H262ZM10 200V201H9ZM54 202L57 201L56 199H53ZM167 200V202H166ZM207 200H204V203H206ZM239 200V201H238ZM102 201V202H101ZM159 201L160 204H159ZM235 201V202H234ZM246 201V202H245ZM264 201V200H263ZM70 202V204H69ZM95 202V203H94ZM134 202V203H133ZM165 202V203H164ZM72 203V204H71ZM75 203V204H74ZM167 203V204H166ZM45 204V205H44ZM68 204V205H67ZM74 204V205H73ZM113 204V205H112ZM164 204V206H163ZM172 204V205H173ZM70 205V206H69ZM172 205H171V208H172ZM232 205H237V207H235V209L232 207ZM17 206V207H16ZM55 208H54V207ZM255 206V207H254ZM22 207V208H21ZM53 207V208H52ZM68 207V208H67ZM72 207V208H71ZM77 207V208H75ZM94 207V208H93ZM159 209H161L160 207L161 206H158ZM167 207V208H169ZM3 208V209H2ZM71 208V209H70ZM166 208V209H167ZM234 210H233V209ZM20 209V210H19ZM26 209V210H25ZM35 209V210H34ZM47 209V210H46ZM73 209V210H72ZM145 209V210H144ZM147 209V210H146ZM158 209V210H159ZM170 209V208H169ZM247 209V210H246ZM52 210V212H51ZM58 210V211H57ZM71 210V211H70ZM98 210V211H97ZM135 210H143V214H146V218L145 219V216H144V220L143 222L148 226L147 228L146 225L144 224V228L146 230L142 231L141 232H136V233H133L132 235V232H131V229L130 227L132 228V225L133 223L135 222L134 221V216H133V213ZM48 211V212H47ZM92 211V212H91ZM45 212V213H44ZM147 212V213H146ZM101 213V214H100ZM3 214V215H2ZM54 214V215H53ZM82 214V215H81ZM100 214V215H98ZM238 214V215H237ZM260 214V213H259ZM52 217H51V216ZM103 215V216H102ZM114 215V216H113ZM3 216V217H2ZM44 216V217H43ZM69 216V217H68ZM100 216V217H99ZM157 216V217H156ZM208 216L210 218H212L211 221H209L208 219ZM256 216V217H255ZM153 217V218H152ZM154 217H156V221L155 220V223H154ZM160 217V218H159ZM172 217V218H171ZM206 217V219H205ZM2 218V219H1ZM112 218V219H113ZM255 218V219H254ZM258 218V217H257ZM53 219V220H52ZM104 219V220H103ZM77 220V221H76ZM81 220V221H80ZM171 220V221H170ZM243 220V221H242ZM244 220H247V221H244ZM253 220V222H251ZM7 221V222H6ZM47 221V222H46ZM71 221V222H70ZM146 221V222H145ZM153 223L150 224L149 223ZM152 221V222H151ZM161 221V222H159ZM170 221V222H169ZM178 223H176V222ZM209 221V223H208ZM214 221V220H213ZM212 222V223H211ZM240 222V223H238ZM55 223V224H54ZM78 223L80 225H78ZM217 225L219 224V221H216ZM242 223V224H241ZM53 226H52V225ZM135 224V223H134ZM150 224V225H149ZM210 226H209V225ZM229 224V225H228ZM236 224V225H235ZM251 224V225H250ZM82 225V226H81ZM84 225V226H83ZM121 225V226H122ZM136 225V224H135ZM156 225V226H155ZM246 225V226H245ZM259 225V226H258ZM13 226V227H12ZM22 226V227H21ZM48 226V227H47ZM90 228H94L93 230H90ZM92 226V227H91ZM121 226H120V229H121ZM151 226V228L149 227ZM153 226H155L153 228ZM214 226V227H212ZM228 226V227H227ZM245 226V227H244ZM252 226V227H251ZM257 227V228H256ZM17 228V229H16ZM19 228V229H18ZM75 228V229H74ZM198 228V229H197ZM227 228V229H226ZM251 228V229H249ZM259 228V229H258ZM69 229V230H68ZM107 229V228H105ZM119 230V227L116 228V230ZM151 229V230H150ZM162 229V230H161ZM171 229V230H170ZM233 229V230H232ZM243 229V230H241ZM18 230V231H17ZM33 230V231H32ZM61 230H66V231H61ZM174 230V231H173ZM230 230V231H229ZM232 230V231H231ZM252 232H251V231ZM255 232H254V231ZM258 230V231H257ZM15 231V232H14ZM16 231H17V234H19L20 236H18L16 234ZM72 231V233H71ZM85 231V232H84ZM90 231H93V232H90ZM158 231V232H157ZM171 231V232H170ZM220 231V232H219ZM222 231V232H221ZM229 231V232H228ZM236 231V232H235ZM244 231V232H243ZM250 231V232H249ZM257 231V232H256ZM19 232V233H18ZM69 232V233H67ZM84 232V233H83ZM110 232H112V234L114 235H117L116 234V231L115 229H111ZM153 232V233H152ZM226 232V233H225ZM232 232L234 234H232ZM239 232V233H238ZM242 232V233H241ZM15 233V234H14ZM91 233V235H90ZM196 233V234H194ZM222 233V234H221ZM226 236H224V234ZM230 233V234H229ZM241 233V234H240ZM32 234V236L30 235ZM35 234V235H33ZM89 234V235H88ZM94 234V235H93ZM139 234V235H137ZM221 234V235H220ZM244 234V235H243ZM254 236H253V235ZM30 240H28L25 236ZM46 235V236H45ZM70 235V236H69ZM73 235V236H72ZM136 235V236H135ZM149 235V236H148ZM166 235V236H165ZM229 235H233L232 236V239L235 238V237H240L241 239V242L239 243H234L232 242V240L230 239L231 236ZM235 235V236H234ZM257 235V237L254 239V237ZM36 236V237H35ZM63 236V237H62ZM67 236V237H65ZM143 236V237H142ZM155 236V237H154ZM243 236V237H242ZM259 236V237H258ZM34 239H33V238ZM60 237V236H59ZM72 237V239H71ZM74 237V238H73ZM133 237V238H132ZM224 237V238H223ZM230 237V238H229ZM249 237V238H247ZM99 238V239H100ZM141 238V239H140ZM222 238V239H221ZM67 239V240H66ZM230 239V240H229ZM250 239V240H249ZM258 239V240H257ZM41 240V241H40ZM70 242H69V241ZM88 240L90 242H88ZM101 240V239H100ZM229 240V241H228ZM248 240V241H246ZM76 241V242H75ZM85 241V242H83ZM160 241V240H158ZM204 240H202V243ZM218 241V244L216 243ZM243 241V242H242ZM246 243H245V242ZM83 242V243H82ZM224 242V243H223ZM249 242V243H248ZM72 243V244H71ZM221 243V244H220ZM243 243L244 247H242L243 245H241ZM216 244V245H215ZM220 244V245H219ZM33 245V246H32ZM205 247H206V244L204 243ZM204 245H203V248H204ZM219 245V246H218ZM239 247H237V246ZM31 246V247H30ZM78 246V247H77ZM2 247V246H1ZM76 247V248H75ZM202 247V246H201ZM234 247V248H233ZM260 247V248H259ZM79 248V249H78ZM131 248V249H130ZM225 248V249H224ZM236 248V249H235ZM243 248V249H242ZM246 248V249H244ZM77 249V251H76ZM228 249V250H227ZM242 249V251H241ZM232 250V252H231ZM263 250V251H262ZM129 251V252H128ZM208 250L205 248L204 252H207ZM244 251V252H243ZM78 252V253H77ZM149 252V253H148ZM260 252V253H259ZM143 253V254H142ZM243 255L245 256V259L244 260H240L239 262L238 261V257H240V255ZM227 256H226V255ZM229 254V255H228ZM239 254V255H238ZM258 254V255H257ZM260 254V255H259ZM76 255V260L73 262V263H70V264H83L78 256ZM107 255V256H106ZM104 255L105 257V261L107 263L105 264H113L115 262V259H114V256L113 254H110L111 256H109V254H106ZM162 255V256H161ZM249 255V256H248ZM142 256V257H141ZM157 256V257H156ZM164 256V257H163ZM196 256V255H195ZM261 256H262V260H261ZM161 257L163 259H161ZM251 257V258H250ZM260 257V258H259ZM166 258V259H164ZM170 258V259H169ZM223 258V257H222ZM259 258V259H258ZM231 259V260H230ZM257 259V260H256ZM162 260V261H161ZM165 260V262L163 261ZM199 260L200 257H199ZM207 260V261H206ZM154 261V262H153ZM160 263H159V262ZM172 261V262H171ZM220 260H209V259H205L203 260L202 264H219L220 262H218ZM252 261V262H251ZM254 261V262H253ZM257 261V262H256ZM78 262V263H77ZM90 263L88 264H91V260L89 261ZM112 262V263H111ZM164 262V263H162ZM209 262V263H208ZM235 262V263H233ZM14 261H12L11 263H7V262H3L1 264H13ZM177 263V262H176ZM201 263V262H200ZM200 263H197V264H200ZM115 264V263H114Z\"/></svg>",
	"mask_w": 264,
	"mask_h": 264
},
{
	"label": "bare ground",
	"instance_id": "bare-ground-1",
	"mask_svg": "<svg viewBox=\"0 0 264 264\" xmlns=\"http://www.w3.org/2000/svg\"><path fill=\"white\" fill-rule=\"evenodd\" d=\"M11 0H9V2H10ZM124 1V0H123ZM135 4H136V6L138 7V10L139 11H141L140 13H139V19H140V26H136V28L137 29H139V31L143 34V36H142V34L140 35V36H142V38H143V40H145L144 42L145 43H140V44H142V47L145 49V47L146 48H148L147 46L149 45V38H148V36H147V33H146V31H145V29L146 28H149L148 27V24H150L149 22H153V21H156V15H157V12L159 11V10H162V11H164V12H166V10L169 8V6H170V3H169V0H132ZM199 1V0H198ZM231 1H233V0H210L209 1V3H208V8L209 9H213V8H216L215 9V11L216 10H218L217 12H220V22H221V20H223V22H225V21H227L229 18H230V16L232 15L230 12L232 11V10H230V8L231 7H233L232 5V2ZM262 1V0H261ZM1 2V1H0ZM11 2H12V4H11ZM10 2V8H12L16 13H19L18 15H20V14H23L24 12H23V7H21V5L22 4H20V3H18L17 2V0H13V1H11ZM74 2H75V5H77L76 3H78V5H80V6H84V5H86L88 8H92V6L94 5V6H96V8H98V9H96V8H94L96 11H98L100 8H102L103 7V5H101L99 2V0H74ZM109 2H110V4H109V6L112 8V10H113V12H111V17H110V19H108V22H106V23H103V21L101 22V21H99V20H101V19H97L98 21H96V20H94V21H90V22H92V24H89L88 22H86V17H89L90 16V14L88 13H86V11L87 10H89V9H87V7H85L86 9V11H84V8H82V7H80L81 9L80 10H78L79 9V7H77L78 9H77V11L79 12V16H78V14L77 13H75L76 14V17H80V19H82L83 20V18H84V21L86 22L85 24H87V26L88 25H91V26H88L89 27V29L90 28H92L93 30H94V33L93 34H91V36H90V38H89V41L87 42L86 41V37H84V40L82 39V41L80 42L81 43V45L82 46H85V48H83V47H81V46H79L80 48H77V46L75 45V50L74 49H72V53H73V51H75L76 52V57L77 58H79L78 60L80 61V63L81 64H83V63H85L86 61L85 60H83V58H82V56H81V54L82 53H84V51L83 50H88V48H90V50H88L87 52L90 54V55H92V54H94V59H90V64H88L89 66V71H90V73L92 72H97V74L99 73V74H101L100 72H103L104 73V75H105V77H103V78H106L108 81H112L114 84H115V86H116V88H111V91H112V93H110V96H109V94H108V97H101V99H100V101H98V102H96V103H98V105H99V107H104V113H106V114H109L110 116L112 115V114H114V116L116 115L117 117H119V118H123L124 116L126 117H128V116H130V115H132L134 118H136L135 116H137V117H139V119L141 120V122H139V123H141V128H142V130H143V137H144V139H150L152 142H153V145H152V142L150 143L152 146H150V148H149V152L151 151L152 153V155L153 156H155V157H157V155L159 154H163L164 155V153H166V152H168L167 154H166V156H164V158L162 159V161H160V163L162 164H160L159 162V164L157 163V164H154V165H152L151 167H149V168H147V167H145V165H147V164H145L144 163V159H143V157H142V155H143V152H144V150H145V147H147V146H145V144H143L145 141H143L142 142V144H138L137 145V148H136V150L138 149V155H136V156H134V159H133V161L131 162V163H125V162H127L126 160H124V158H122L120 155L122 154V151H123V148H125V147H121V145L123 144V141H122V144H120V142H119V138H118V133L115 135V137H114V135H113V137L115 138V141L113 140L112 142H114V144H112V145H110L108 142H110L108 139L106 140V141H108V142H98L97 141V139L95 140V138L93 139V142H90L91 143V146H92V148H93V153H91L92 154V156H88V158L89 157H91V158H93L95 161H97L99 158H100V155L101 154H104V153H102V152H106V150L110 147L111 149V151L116 155H119V157H121V158H119V167H118V164H117V166H116V164H115V166L116 167H118L116 170H117V173L115 172V174H117V176L118 177H121L123 180L125 179V178H127V174H130L131 175V173H134L135 175H138L137 176V178L139 177L140 179H142V178H146V177H156L157 178V180H161L162 179V174H164V173H162L163 171H165V170H163L162 169V166L164 165V166H168L169 164H171L172 162H173V160L175 159V158H172V157H174V156H171L172 154H173V152H171V150H168V149H166V147L164 148V147H162V148H160V146L159 147H155V144H157V143H162L161 141H163L164 142V140H165V136H166V132L164 131H162V122H160V121H157V119H156V121L154 120V119H152L154 116L152 115V112H151V110H152V108L154 107L153 105H152V103H153V101H154V97H152V93L150 94V92L149 91H151L150 90V87H149V91H148V94L146 95V96H148L147 97V99H148V102L150 103V104H143V106L142 107H140L141 106V104L139 103V101H138V96L137 97H135V95H134V98H137V103H136V99L134 100L133 99V97H131V95L130 96H127V97H125L126 95L125 94H127L128 95V93H129V91H131L132 89L136 92L137 91V89H136V84H130V82H129V79H130V81H131V78H133V76L134 77H136V75H133L132 73H131V75H128V74H130V71H129V66H128V64H127V61L126 60H122L121 59V61H122V63H120V67H118L119 68V70L117 69V68H115V67H112L111 66V63H112V59H113V57H114V55H112L111 53H109L108 51H106L107 50V48L105 47V45H108V44H110V43H108V44H106L107 43V41H108V39L109 38H104L103 37V35H102V32H103V30L104 29H108V31H110L109 33H110V35L109 36H112V38H114V37H116V38H118V39H120V38H126V37H130L131 36V38L134 40L135 39V37H137V35H138V33L136 32V28H129L128 27V25H127V21H129V16L127 15V11H126V9L127 8H124V6H123V4H122V2L120 1V0H109ZM125 2H127V1H125ZM124 2V3H125ZM128 2H129V0H128ZM219 2V3H218ZM32 3V2H31ZM30 3V4H31ZM96 3H99V5L98 4H96ZM104 3V2H103ZM198 3V2H197ZM234 3V2H233ZM206 4V3H205ZM255 4V3H254ZM33 5V4H32ZM31 5V6H32ZM43 5V4H42ZM53 4H51V6H52ZM89 5H90V7H89ZM129 5V4H128ZM259 5V4H258ZM49 6V5H48ZM93 6V7H94ZM107 6V5H106ZM127 6V5H126ZM132 6V5H131ZM130 6V7H131ZM43 7V6H42ZM59 5H53V8L54 9H51V10H55V12H56V15L54 14V17L51 19L52 21H50V22H54V23H56V21L59 19V18H61L60 16H59V14H57V10H58V12L61 14V12L63 11L62 10V6H60L59 8ZM105 7V6H104ZM130 7H128V9L130 8ZM175 7H177V6H175ZM206 7V6H205ZM256 7H257V5H256ZM9 7H8V9H10ZM47 8V7H46ZM52 8V7H51ZM234 8V7H233ZM6 9V7L5 8H3L2 7V9H1V7H0V16H6V14H7V12H8V9L7 10H5ZM12 9H10V10H12ZM48 9V8H47ZM61 9V10H60ZM127 9V10H128ZM246 9V10H245ZM245 9H243L244 10V13H245V15H244V17L242 18V23H243V27H244V31H247L248 29H249V27L251 26V24H254L256 27H257V30H258V32H264V17H262V18H260L259 16H258V14H256V8L255 7H252L251 9H247V8H245ZM9 10V11H10ZM91 10V9H90ZM89 10V11H90ZM95 10H92V11H94V12H96ZM131 10V9H130ZM204 10V9H203ZM46 11V10H45ZM50 11V10H49ZM92 11L90 12L91 14H92ZM201 11V10H200ZM241 11V10H240ZM53 12V11H52ZM69 12V11H68ZM72 12H74V11H72ZM76 12V11H75ZM88 12V11H87ZM262 12V11H261ZM15 13V14H16ZM37 16H36V20L35 19H33V22L32 21H30V23H29V20H28V18H27V20H28V23L26 22V21H24V25L26 26V25H28L29 27H30V25L31 26H33L34 28H36L35 26H37V27H39L38 26V22L40 23V18L42 17V10H41V8H40V6L39 7H37ZM101 13V12H100ZM128 13H129V11H128ZM163 13V12H162ZM167 13V12H166ZM216 13V12H215ZM243 13V14H244ZM52 14V13H51ZM50 14V15H51ZM66 14V13H65ZM74 14V13H73ZM176 14V13H175ZM200 14V13H199ZM202 14V13H201ZM200 14V15H201ZM44 15V14H43ZM46 15V14H45ZM198 15V14H197ZM210 15V14H209ZM7 16H9V15H7ZM22 16V15H21ZM29 16V15H28ZM48 16V15H47ZM52 16V15H51ZM57 16H58V18H57ZM64 16V15H63ZM73 16V15H72ZM75 16V15H74ZM86 16V17H85ZM91 16H93V15H91ZM101 16H102V13H101ZM104 16V15H103ZM107 16V15H106ZM109 16V15H108ZM126 16H128V18H126ZM158 17H159V15H157ZM20 17V16H19ZM96 17V16H95ZM132 17V16H131ZM178 17V16H177ZM190 17V16H189ZM1 18V17H0ZM3 18V17H2ZM45 18V17H44ZM65 18V17H64ZM92 18V17H91ZM90 18V19H91ZM94 18V17H93ZM93 18H92V20H93ZM32 19V18H31ZM48 19H50L49 17H48ZM175 19V18H174ZM192 19V18H191ZM158 20V19H157ZM161 20H162V18H161ZM161 20H160V22H161ZM182 20V19H181ZM231 20V19H230ZM4 21V20H3ZM19 21V20H18ZM21 21V20H20ZM43 21V20H42ZM59 21V20H58ZM57 21V22H58ZM61 21V20H60ZM105 21V20H104ZM131 21V20H130ZM32 22V23H31ZM44 22V21H43ZM62 22V21H61ZM70 22H72V21H70ZM75 22V21H74ZM133 22V21H132ZM201 22V21H200ZM26 23V24H25ZM33 23H35V24H37V25H32ZM63 23V22H62ZM131 23V22H130ZM158 23V22H157ZM157 23H156V26H158L157 25ZM162 23V22H161ZM226 23V22H225ZM1 24V23H0ZM6 24V23H5ZM12 24V23H11ZM22 25H23V22L21 23ZM41 24V23H40ZM44 24V23H43ZM135 24V23H134ZM153 24V23H152ZM155 24V23H154ZM192 24V23H191ZM216 24V23H215ZM222 24V23H221ZM23 25V26H24ZM57 25H58V23H57ZM60 25V24H59ZM136 25H138V24H136ZM190 25V24H189ZM206 25V24H205ZM3 26V25H2ZM8 26H9V24H8ZM18 26V27H14V33H13V30H12V33L14 34V39L13 40H11L10 41V44H9V47L7 46L6 48H8L7 50V53H9L10 55L11 54H13V52H15V50H16V45H17V40H16V38L18 37H22V38H25V35L27 34L26 33V31H27V29L29 28L28 26V28L26 29V27L24 26ZM60 26H63V24H61ZM69 26V25H68ZM67 25H66V27H68ZM151 26V25H150ZM154 26V25H153ZM163 26V25H162ZM169 26V25H168ZM181 26V25H180ZM219 26V25H218ZM221 26V25H220ZM32 27V28H33ZM53 27V26H52ZM135 27V26H134ZM164 27V26H163ZM162 27V28H163ZM239 27V26H238ZM13 28V27H12ZM16 28V29H15ZM55 28V27H54ZM53 28V29H54ZM65 28V27H64ZM154 28V27H153ZM178 28H179V26L177 27H175L174 29H173V31H174V33L175 34H177L176 33V31H178L179 32V30H178ZM208 28V27H207ZM232 28V27H231ZM231 28H226V31H227V29H229L227 32H229V34H233V32L232 33H230L232 30H231ZM1 29V28H0ZM6 29V28H5ZM38 29V28H37ZM70 29V28H69ZM72 29V28H71ZM136 29V30H135ZM155 29V28H154ZM180 29V28H179ZM199 29H200V27H199ZM34 30H36V29H34ZM39 30V29H38ZM43 30V29H42ZM62 30V29H61ZM256 30V31H257ZM63 31V30H62ZM61 31V32H62ZM66 31V30H65ZM73 31H75V30H73ZM72 31V32H73ZM90 31H92V30H90ZM163 31H164V29H163ZM221 32L219 33L220 34V37H219V39H218V44H219V46L221 47V48H223L225 51L224 52H226V50L227 49H231V47L232 46H236L235 48H239V46H240V48H239V50L240 51H243L244 49H243V47H241V45L242 44H239V42L237 41V40H233L231 37H229L228 35H227V33H225V31L223 32V30H220ZM243 31V32H244ZM249 31V30H248ZM29 32V31H28ZM40 32V31H39ZM55 32V31H54ZM58 32V31H57ZM60 32V33H61ZM79 32V31H78ZM105 32V31H104ZM149 32V31H148ZM162 32V31H161ZM181 32V31H180ZM184 32V31H183ZM182 32V33H183ZM195 32V34H196V36L198 35L199 36V38H201V40H202V38L203 39H211V40H213L212 39V37L210 38V36H208V34L207 33H200V34H198V32L196 33V31H194ZM257 32V33H258ZM6 33V32H5ZM69 33V32H68ZM105 33H107V32H105ZM150 33V32H149ZM169 33V32H168ZM174 33H172V35L174 36L175 34ZM181 33V34H182ZM185 33H186V31H185ZM184 33V35H185V37L186 36H188L189 35V33H188V35H186ZM40 34H42V33H40ZM39 34V36H42V35H40ZM46 34V33H45ZM75 34H76V32H75ZM86 34H87V32H86ZM151 34H152V31H151ZM150 34V35H151ZM169 34H171V33H169ZM179 34V33H178ZM191 34V33H190ZM194 34V33H193ZM205 34H207V35H205ZM249 34V33H248ZM252 34V38H250V41H251V43H252V40H253V42H254V34H256V33H251ZM250 34V35H251ZM263 34V33H262ZM3 35V34H2ZM12 35V34H11ZM30 35V34H29ZM28 35V36H29ZM32 35V34H31ZM59 35H61V34H59ZM62 35H63V32H62ZM68 35V34H67ZM153 35H155V34H153ZM183 35V34H182ZM181 35V36H182ZM249 35V36H250ZM28 36H26V38H28L29 39V37ZM33 36V35H32ZM38 36V38H42L43 39V37H39ZM43 36H46V35H43ZM82 36V35H81ZM89 36V35H88ZM108 36V37H109ZM157 36V35H156ZM190 36V35H189ZM231 36V35H230ZM12 37V36H11ZM20 37V38H21ZM55 37V36H54ZM67 37H69V36H67ZM179 37V36H178ZM233 37V36H232ZM21 38V39H22ZM38 38H35V39H38ZM50 38V37H49ZM111 38V39H112ZM130 38V39H131ZM138 38V37H137ZM157 38H159L158 36L157 37H155V36H153L152 38H151V41H153V42H155L156 43V39ZM163 38V37H162ZM161 38V39H162ZM174 38V44L176 45V47H178L177 48V54H179V52H182V50L179 48V46H180V44H182V43H179L180 41L178 40V38H176V37H173ZM175 38H176V40H178V41H175ZM216 38V37H215ZM10 39V38H9ZM32 39V38H31ZM52 39V38H51ZM60 39V38H59ZM63 39V38H62ZM117 39V40H118ZM140 39V38H139ZM155 39V40H154ZM198 39V38H197ZM237 39V38H236ZM24 40H26L25 42H27V39H24ZM24 40H23V44L25 43L24 42ZM53 40H54V38H53ZM107 40V41H106ZM136 40V39H135ZM138 40V39H137ZM163 40V39H162ZM161 40V43L162 42H164V41H162ZM182 40V39H181ZM239 40V39H238ZM263 40V39H262ZM4 41V40H3ZM30 41V40H29ZM27 42V44L28 43H30V42ZM60 41V40H59ZM61 41H63V40H61ZM116 41V40H115ZM118 41H121V39L120 40H118ZM118 41H117V43H118ZM160 41V40H159ZM204 41V40H203ZM207 41V40H206ZM210 41V40H209ZM217 41V40H216ZM242 41V40H241ZM19 42V41H18ZM68 43H69V41H67ZM72 42V41H71ZM85 42V43H84ZM104 42H105V44H104ZM113 42H114V40H113ZM122 42V41H121ZM187 42V41H186ZM190 42V41H189ZM214 42V41H213ZM243 42H245V41H243ZM37 43H39V42H37ZM36 43V44H37ZM43 43V42H42ZM46 42H44V44H45ZM83 43V44H82ZM86 43H87V45L89 46H87L86 45ZM116 43V44H117ZM139 43V42H138ZM154 43V44H155ZM167 43V42H166ZM246 43V42H245ZM245 43H244V45H245ZM247 43H248V41H247ZM246 43V44H247ZM3 44V43H2ZM1 44V45H2ZM26 44V43H25ZM27 44H26V46H27ZM36 44H34L35 46H36ZM41 44V43H40ZM39 44V45H40ZM51 44V43H50ZM54 44V43H53ZM52 44V45H53ZM75 44V43H74ZM73 44V45H74ZM77 44V43H76ZM119 44V43H118ZM163 44V43H162ZM184 44V43H183ZM191 44V43H190ZM6 45V44H5ZM20 45V44H19ZM38 45V44H37ZM38 45V46H39ZM47 45V44H46ZM57 45V44H56ZM55 45V46H56ZM139 45V44H138ZM160 45V44H159ZM166 45V44H165ZM171 45V44H170ZM197 45V44H196ZM258 45V44H257ZM18 46V45H17ZM127 46V45H126ZM150 46V45H149ZM161 46V45H160ZM247 46V45H246ZM251 46H253V45H251ZM251 46H249L250 48L248 49L249 50V54H248V58H253L256 62H257V64H255V67L254 68H252V70H253V72L255 73V75H254V73H253V75L255 76H253L254 78H255V80L254 81H256L257 82V84H259V85H264V67H262V64L260 63V61H259V55H260V53H259V49H257L256 47L255 48H253V47H251ZM255 46H256V44H255ZM2 47H4V46H2ZM25 47V46H24ZM86 47H88V48H86ZM110 47V46H109ZM140 47H141V45H140ZM141 47V48H142ZM35 48V47H34ZM42 48V47H41ZM49 48V47H48ZM58 48V47H57ZM61 48H63V47H61ZM70 48H71V45H70ZM106 48V49H105ZM234 48V47H233ZM5 49V48H4ZM27 49L29 50V48H28V46H27ZM36 49V51H35V54H34V52H29L28 50V54L30 55V54H32V56H33V54H34V56H35V58H33V60H32V63L34 62H36V60H38V59H36V58H38V56L41 54V58L43 59V57H45V53L48 51H46V49H45V47H43V49H42V51H44V54H43V52H41L40 50H38V48H35ZM35 49H32V50H35ZM51 49V48H50ZM105 51H104V50ZM112 49V48H111ZM205 49V48H204ZM22 50V49H21ZM66 50V49H65ZM108 50H109V48H108ZM161 50V49H160ZM172 50V49H171ZM235 50V49H234ZM238 50V49H237ZM2 51V50H1ZM51 51V50H50ZM83 51V52H82ZM220 51V50H219ZM228 51V50H227ZM41 52V53H40ZM49 52V51H48ZM53 52V51H52ZM56 53L57 52H59L58 53V55L57 54H54V55H57L55 58L53 57V56H51V57H53L54 58V61L56 60L57 61V63H55V64H57V65H55V67H54V71H56V73H55V76H56V83H57V87L59 86V89L58 88H55V89H58V90H56L58 93H56V97L59 99V102H60V104H61V106H62V115H61V117H60V120H59V124H58V126L56 127V133H57V135H55L54 134V136H58V141H56L55 143L57 144V146H55L54 147V149L51 147V151H50V149H49V151L45 148L46 147V144H45V147L43 146L44 144H41L42 143V141H39V139L36 141V143H34V146L33 147H30V146H32V145H28V144H25L24 142H25V133L28 131V129H29V122H31V121H27L28 119H27V116L30 114H28L27 115V111H28V108L31 106V105H33V103L34 104H37L36 106H39L40 105V102H42V101H40L39 103L37 102L38 100H41L42 99V96H43V91H45V90H41V86H42V84H40V83H38V76H37V74H36V71H37V69H38V67L36 68L35 66H37L36 64L32 67L33 69V73H32V78L29 80L28 79V81L27 80H25L24 81V83H23V81L22 82H20V83H23V84H21V85H24V87H19L17 84H16V82L15 83H13V82H9V80H7L6 81V79H8V78H5L4 80H3V77L0 79V105H1V102H2V104H3V102H4V104H6V106L8 107L7 108V111H5V113H4V116H3V119H0V127H1V129H3L4 127H5V131L6 132H3L4 130H1L0 129V144H2V146H1V149H0V197L1 198H4L5 197V194L6 193H8V194H10L11 195V197L12 196H14L15 197V195L17 196L18 194V192L20 193V191L19 190H21L22 191V189L24 190L25 189V192H26V194H28V192L30 191V193H31V195H30V198H31V200L28 198V202H26L25 204H24V201L21 199V198H19V197H17V198H19V200H17L16 199V197H15V201L18 203L19 201H22L21 202V205H19V206H24V208H28V206H30V208H31V206L32 205H34V202H39V203H49V204H51V206L52 205H54L55 207H56V205L58 206V207H61L60 205H62V202L59 200V199H57L56 197H57V195H59V191H60V182H58V187L59 188H57V191H54V193H53V196L52 197H49L48 195H49V193H47L46 194V191H44V190H46L45 189V187H44V185H43V187L44 188H41L42 186H41V184H40V182H37V180H36V177L35 176H31L30 174V176H28V175H23L24 174V172L25 171H23V173H20V171H17V169L19 168V169H21V167H22V169H23V166H24V164H27L26 163V161L28 162V163H31V165L32 166H34V167H37V171H38V173L40 172V174H42V173H46V174H48V172L49 171H51V169L50 168H52V170H53V173H54V175L56 176V177H58V179L59 178H61V175H62V173L68 168V172H66V173H64V174H67L68 175V178H69V181H68V185H67V188L69 189V192L73 195V196H75V197H77L78 199H77V201H76V204L78 205V207H82V206H88L87 208L89 209V208H91L90 206H91V204H93V202L91 201V198L92 199H94L95 198V194H98L97 192L99 191V189H101L102 188V190L103 191H107L108 192V190H109V188L108 187H106L105 185H103L102 186V183L100 184L101 185V187L100 186H98L99 188H97L98 189V191H97V189H96V185L94 184V183H97L96 181L95 182H93V179L95 180H97V181H100L101 179H103L104 181H105V177H104V172H106L105 170H103V168H102V166H101V168H98V167H96L95 168V170H92V167H90L91 165H89V163H90V161L88 160V158L87 159H83L84 161V170L86 171V170H88L89 171V173H88V171L86 172V173H88V174H86V175H81V176H79V174H77V171H76V168H77V166H78V163L80 162L81 163V159L80 158H82V154L84 153V151H82L81 152V148H85V143L87 142L85 139V143H83L82 142V140H80V142H82V144H84V145H81V143H80V145L81 146H83V147H79V143H78V141H79V134H78V128H80L79 127V125H82L81 123V121L82 120H80V118L82 117L81 116V114H82V112H84L83 111V108L84 107H90V106H93V105H90L89 104V99H88V97L91 95H89V93H91L90 91L88 92V95H83L84 97H81L82 99H80V96L79 97H76V93L74 92V90H73V88H74V85L76 84H79V86L81 85V82H84L83 80V78H84V76H83V74H82V76H79L78 77V75H76L77 73H75L72 69H71V66H70V64L71 63H69V62H67V60L65 61V56H62V53H60V51H55ZM55 52H53V53H55ZM67 52V51H66ZM87 52H85V53H87ZM229 52V51H228ZM228 52H227V54H228ZM234 52V51H233ZM264 52V51H263ZM3 53V52H2ZM70 53V52H69ZM230 53V52H229ZM235 53V52H234ZM25 54V53H24ZM27 54V53H26ZM28 54L27 55H25L26 56V60L27 61H29L30 60V57H28ZM43 54V55H42ZM49 54H51V53H49ZM130 54V53H129ZM144 54V53H143ZM186 54V53H185ZM238 54V53H237ZM240 54H241V52H240ZM243 58H241L240 57V62L237 64L239 67H242V68H244V69H246V70H248L249 69V72L251 71V69H250V66H248V62H247V60H249V59H247V58H244L246 55H245V52H243ZM10 55H7L8 57H10ZM52 55V54H51ZM64 55V54H63ZM75 55V54H74ZM172 55V54H171ZM223 55V54H222ZM46 56H48V54H46ZM71 56H72V54H71ZM127 56H129V55H127ZM235 56H237V55H235ZM261 56V55H260ZM6 57V56H5ZM69 57H70V55H69ZM91 57V56H90ZM163 57V56H162ZM223 57V56H222ZM11 58H13V56L11 57ZM11 58H10V60H11ZM29 58V59H28ZM40 58V59H41ZM46 58V57H45ZM44 58V59H45ZM88 57H86V59H87ZM179 58H182V57H179ZM190 58V57H189ZM238 58V57H237ZM9 59V58H8ZM49 59V58H48ZM67 59V58H66ZM73 59H75V57H73ZM72 59V60H73ZM127 59V58H126ZM217 59V58H216ZM21 60V59H20ZM24 60V59H23ZM25 60V61H26ZM50 60V59H49ZM116 60V59H115ZM134 60V59H133ZM251 60V59H250ZM6 61V60H5ZM8 61V60H7ZM26 61V62H27ZM40 61V60H39ZM38 61V62H39ZM43 61V60H42ZM45 61V60H44ZM42 62V63H44V64H47L46 62ZM79 61H78V64H80L79 63ZM85 61V62H84ZM136 61V60H135ZM152 61V60H151ZM25 62V63H26ZM77 62V61H76ZM160 62V61H159ZM213 62V61H212ZM4 63V62H3ZM2 63V64H3ZM66 63H69V65L67 66V64ZM87 63V62H86ZM119 63V62H118ZM216 63H218V62H216ZM5 64V63H4ZM13 64H14V62H13ZM20 64V63H19ZM27 64V63H26ZM25 64V65H26ZM39 64H40V62H39ZM72 64H73V62H72ZM74 64H77V63H74ZM81 64L79 65V67L81 66ZM114 64V63H113ZM193 64V63H192ZM28 65V64H27ZM33 65V64H32ZM43 65V64H42ZM134 65H135V63H134ZM170 65H171V63H170ZM217 65H219L220 66V63L219 64H217ZM12 66V65H11ZM29 66V65H28ZM86 66V65H85ZM153 66V65H152ZM219 66H218V68H219ZM229 64L228 65H223V64H221V66H220V68H219V70H220V72H221V74L223 75V77L225 78V80H227V85H231V83H230V81H232V82H234L233 81V79H235L234 77L236 76V74H237V72H235L233 69H231V68H229ZM1 67V66H0ZM9 67V66H8ZM14 67V66H13ZM22 67V66H21ZM41 67V66H40ZM43 67V66H42ZM57 67V68H56ZM73 67H74V65H73ZM79 67L77 68V65H76V67H74L75 68V70L76 69H79ZM84 67V66H83ZM82 67V68H83ZM171 67H173V66H171ZM10 68V67H9ZM27 68V67H26ZM81 68V69H82ZM116 70H115V69ZM179 68V67H178ZM238 67H236V69H237ZM241 68V69H242ZM1 69V68H0ZM30 69L31 68H29V71H30ZM44 69H46V68H44ZM49 69V68H48ZM80 69V70H81ZM131 69V68H130ZM240 69V68H239ZM2 70V69H1ZM18 70V69H17ZM23 70H25V69H23ZM27 70V69H26ZM26 70H25V72H26ZM88 70H87V72H88ZM154 70V69H153ZM159 70V69H158ZM177 70V69H176ZM180 70V69H179ZM185 70V69H184ZM187 70V69H186ZM238 70V69H237ZM243 70V69H242ZM241 70V71H242ZM28 71V70H27ZM29 71H28V73H29ZM39 72L41 71V70H38ZM53 71V70H52ZM76 71H79V70H76ZM82 71V70H81ZM83 71H84V69H83ZM83 71H82V73H83ZM127 71H128V76L129 77H126L127 75H124V73L126 72L127 73ZM162 71V70H161ZM170 71V70H169ZM172 71V70H171ZM245 71V70H244ZM13 72V71H12ZM17 72V71H16ZM21 72V71H20ZM32 71H30V73H31ZM183 72V71H182ZM2 73H5V71L4 72H0V75L2 74ZM22 73V72H21ZM27 73V72H26ZM26 73H25V75H26ZM38 73V72H37ZM53 73V72H52ZM75 73V74H74ZM89 73V72H88ZM91 73V74H92ZM93 73V74H94ZM170 73V72H169ZM168 73V75H165L166 76V81L167 82H169L170 81V86H171V82H174V83H177L178 84V88L180 87L181 88V86H182V89H185L186 87H184L183 88V86H184V79L181 77L180 78V76L177 74L178 72L176 71V73H175V71L172 73V74H169ZM186 73V72H185ZM242 73V72H241ZM251 73V72H250ZM8 74V73H7ZM54 74V73H53ZM52 74V75H53ZM57 74V75H56ZM179 74H180V72H179ZM212 74V73H211ZM244 74V73H243ZM24 75V74H23ZM42 75V74H41ZM146 75V74H145ZM213 75V74H212ZM2 76V75H1ZM0 76V77H1ZM89 76H91V75H89ZM132 76V77H131ZM181 76H182V74H181ZM204 76V75H203ZM239 76V75H238ZM237 76V77H238ZM6 77V76H5ZM8 77V76H7ZM22 77V76H21ZM28 77V76H27ZM86 77V76H85ZM87 77H88V75H87ZM15 78V77H14ZM14 78H12V79H14ZM49 78V77H48ZM53 78V77H52ZM152 78V77H151ZM249 78V77H248ZM23 79V78H22ZM25 79V78H24ZM87 79V78H86ZM149 79V78H148ZM189 79V78H188ZM15 80V79H14ZM14 80H12V81H14ZM45 80V79H44ZM48 80V79H47ZM95 80V79H94ZM105 80V79H104ZM250 80V79H249ZM42 82H43V79L41 80ZM191 81V80H190ZM210 81H212V80H210ZM46 82V81H45ZM48 82H49V80H48ZM51 82V81H50ZM137 82V81H136ZM167 82H166V87L165 88H163V90L164 91H162V92H167V91H169V89L172 87H167ZM192 82V81H191ZM20 83H18V84H20ZM52 83V82H51ZM88 83V82H87ZM236 83V82H235ZM210 84V83H209ZM239 84V83H238ZM256 84V83H255ZM254 84V85H255ZM41 85V86H40ZM47 85V84H46ZM51 85V84H50ZM88 85V84H87ZM173 85V84H172ZM202 85V84H201ZM200 85V86H201ZM241 85V84H240ZM240 85H239V87H240ZM253 85V84H252ZM55 86H56V84H55ZM90 86V85H89ZM203 86H204V84H203ZM233 86L234 87H236V85H234L233 84ZM104 87V86H103ZM111 87V86H110ZM141 87V86H140ZM156 87V86H155ZM155 87H154V89H155ZM199 87V86H198ZM238 87V86H237ZM132 88V89H131ZM138 88V87H137ZM157 88H158V86H157ZM172 88H174V87H172ZM171 88V89H172ZM176 88V87H175ZM179 88V89H180ZM224 88V87H223ZM241 88H242V86H241ZM261 88H263V87H261ZM260 88V89H261ZM54 89V90H55ZM78 89V88H77ZM117 89H120V90H117ZM160 89V88H159ZM158 89V90H159ZM161 89H162V87H161ZM177 90L176 89V92L178 93V92H180V90ZM208 89V88H207ZM76 90V89H75ZM95 90V89H94ZM110 90V89H109ZM143 90V89H142ZM146 90V89H145ZM205 90H206V88H205ZM233 90V89H232ZM237 90V92H240L241 91V89H236ZM238 90H240V91H238ZM42 91V92H41ZM111 91H109V92H111ZM121 91V92H120ZM141 91V90H140ZM172 91V90H171ZM194 91V90H193ZM200 91H201V89H200ZM199 91V92H200ZM228 91V90H227ZM47 92H49V91H47ZM77 92V91H76ZM80 92V91H79ZM82 92V91H81ZM133 92V91H132ZM131 92V93H132ZM145 92V91H144ZM152 92V91H151ZM161 92V91H160ZM159 92V93H160ZM74 93H75V95H74ZM97 93V92H96ZM104 93V92H103ZM168 93V92H167ZM166 93V94H167ZM197 93H198V91H197ZM226 93V92H225ZM252 93V92H251ZM105 94H107V93H105ZM104 94V95H105ZM169 94V93H168ZM199 94H201V93H199ZM204 94V93H203ZM228 94H230V93H228ZM45 95H47V94H45ZM53 95V94H52ZM77 95H78V93H77ZM103 95V94H102ZM125 95V96H124ZM164 95V94H163ZM48 96V95H47ZM133 96V95H132ZM154 96V95H153ZM158 96V95H157ZM169 96V95H168ZM3 97H5V99L3 100L2 98ZM38 97H41V99H38ZM44 97V96H43ZM51 97V96H50ZM123 97V98H122ZM125 97V98H124ZM172 97V96H171ZM203 97V96H202ZM91 98V97H90ZM156 98V97H155ZM163 98V97H162ZM165 99H167V97H164ZM177 98H179V97H174V100H173V102H172V100H171V104H174V107H175V102H177L176 100H177ZM199 98V97H198ZM246 98V97H245ZM38 99V100H37ZM44 99V98H43ZM52 99V98H51ZM58 99H56V100H58ZM170 99V98H169ZM180 99V98H179ZM240 99V98H239ZM2 100V101H1ZM89 100V101H88ZM161 100V99H160ZM163 100V99H162ZM230 100V99H229ZM170 101V100H169ZM179 101H181V100H179ZM203 101V100H202ZM211 101V100H210ZM50 102V101H49ZM52 102V101H51ZM50 102V103H51ZM92 102H93V100H92ZM111 102H114V104L116 105V109L115 108H113V106L112 105H110V103ZM156 102V101H155ZM160 102V101H159ZM207 102V101H206ZM216 102V101H215ZM247 102V101H246ZM43 103V102H42ZM41 103V104H42ZM95 103V102H94ZM168 103H170V102H168ZM199 103H201V101H200V99L198 100V99H194V101L193 102H189V101H187V100H183V102H180V104L178 105V107L176 106V108H178V109H180V113H182V114H184L183 115V117L179 120V123L181 124V126H183V127H185V129H186V127L188 128V127H196L197 129H199V131H200V128L202 129V130H204L203 132H201V136H200V138H199V140L197 141V143H194V145H193V147L191 148V150H193L192 152L194 153V154H199L200 156H202V155H204L203 153H205V151H206V153H207V149H208V143L207 142H209V141H213V138L216 136V135H218V133H217V129H215V118L212 116V114L210 113V111L208 110H206V111H201V110H197V106H198V104ZM202 103H204V102H202ZM214 103V102H213ZM230 103V102H229ZM39 104V105H38ZM89 104V105H88ZM138 104H140V106L138 105ZM176 104H178V102L176 103ZM164 105H165V103H164ZM170 105V104H169ZM249 105V104H248ZM42 106V105H41ZM60 106V105H59ZM173 106V105H172ZM4 107H5V105H4ZM43 107V106H42ZM42 107H41V109H42ZM115 107V106H114ZM157 107V106H156ZM166 107V106H165ZM234 107V106H233ZM32 108V107H31ZM37 108V107H36ZM98 108V107H97ZM155 108V107H154ZM167 108V107H166ZM176 108H173L172 110H170L169 111V109L165 112V116H166V119L167 120H169L170 118L172 119V114H173V116H174V112H173V110L175 109L176 110V112L175 113H177V112H179V111H177V109ZM9 109V110H8ZM50 109H51V107H50ZM113 109H114V111H113ZM210 109V108H209ZM230 109V108H229ZM36 110V109H35ZM40 110V109H39ZM52 110V109H51ZM54 110V109H53ZM88 110V109H87ZM96 110V108L94 109V111ZM98 110H99V108H98ZM97 110V111H98ZM154 110V109H153ZM156 110V109H155ZM163 110V109H162ZM174 110V111H175ZM37 111H38V109H37ZM36 111V112H37ZM85 111H86V109H85ZM92 111V110H91ZM172 111V112H171ZM245 111V110H244ZM1 112V111H0ZM29 112H30V110H29ZM90 112V111H89ZM88 112V113H89ZM93 112V111H92ZM99 112V111H98ZM102 112V111H101ZM114 112V113H113ZM149 112H151V113H149ZM38 113V112H37ZM59 113H61V112H59ZM91 113V112H90ZM95 113V112H94ZM155 112L153 111V114H154ZM245 114H247L246 112H244ZM253 113V112H252ZM257 113V112H256ZM84 114V113H83ZM98 114V113H97ZM239 114V113H238ZM0 115H2L1 113H0ZM59 115V114H58ZM103 115V114H102ZM155 115V114H154ZM243 115V114H242ZM251 115V114H250ZM32 116V115H31ZM31 116H29V117H31ZM81 116V117H80ZM151 116H153V117H151ZM38 117V116H37ZM78 117H80L79 119H78ZM106 117V116H105ZM69 118H70V120L72 121V124H74L73 125V127H75V128H72V124H71V122H70V124L71 125H69ZM83 118V117H82ZM116 118V117H115ZM131 118V117H130ZM250 118V117H249ZM104 119V118H103ZM110 119V118H109ZM118 119V118H117ZM116 119V120H117ZM132 119V118H131ZM217 119V118H216ZM247 119V118H246ZM30 120V119H29ZM37 119H35V121H36ZM69 120V121H68ZM79 120H80V123H79ZM114 120V119H113ZM123 120V119H122ZM229 120V119H228ZM241 120V119H240ZM250 120V119H249ZM248 119H247V121L245 122V127H243V128H236V129H234L233 128V130H234V132H233V139L235 140H237V141H239V144H246L247 146H248V144H250V141H251V139H249V138H252V137H250L249 135H248V127H249V124H250V122L251 121H249ZM253 120V119H252ZM55 121H57V120H55ZM107 121V120H106ZM117 121H119V119L117 120ZM125 121V120H124ZM255 121V120H254ZM58 122V121H57ZM109 122V121H108ZM223 122H225V121H223ZM222 122V123H223ZM240 122V121H239ZM244 122V121H243ZM259 122V121H258ZM105 123V122H104ZM113 123H115L114 121H113ZM119 123V122H118ZM124 124H126L125 122H124ZM133 124V123H132ZM169 124V123H168ZM244 124V123H243ZM254 125V124H253ZM71 126V127H70ZM139 126V125H138ZM172 126V125H171ZM226 126V125H225ZM7 127V128H6ZM167 127V126H166ZM174 127V126H173ZM204 129H203V128ZM109 128V127H108ZM120 128V127H119ZM126 128V127H125ZM177 128V127H176ZM182 128V127H181ZM8 129V130H7ZM40 129V128H39ZM72 129H74L73 131H72ZM113 130V129H112ZM117 130V129H116ZM115 130V131H116ZM176 130V129H175ZM192 130V129H191ZM36 131V130H35ZM115 131H114V133H115ZM139 132H142L141 130H138ZM260 131V130H259ZM120 132H122V131H120ZM132 132V131H131ZM168 132V131H167ZM219 132V131H218ZM36 133V132H35ZM39 133V132H38ZM38 133H36V136H37V134ZM54 133V132H53ZM94 134V133H93ZM107 134V133H106ZM141 134L142 133H140V136H141ZM33 135V134H32ZM86 135V134H85ZM104 135V134H103ZM109 135V134H108ZM136 135V134H135ZM220 135V134H219ZM218 135V136H219ZM225 135V134H224ZM35 136V135H34ZM38 136H39V134H38ZM93 136V135H92ZM124 136V135H123ZM134 136V135H133ZM132 136V137H133ZM199 136V135H198ZM231 136V135H230ZM252 136V135H251ZM256 136V135H255ZM260 135H257V137H259ZM97 137V136H96ZM119 137H121V135L119 136ZM125 137V136H124ZM142 137V138H143ZM186 137H188V136H186ZM109 138V137H108ZM113 138V139H114ZM131 138V137H130ZM135 138V137H134ZM172 138V137H171ZM178 138V137H177ZM219 138V137H218ZM260 138V137H259ZM34 139V138H33ZM35 139H37V138H35ZM42 139V138H41ZM57 139V138H56ZM83 139V138H82ZM101 138H99V140H100ZM103 139V138H102ZM133 139V138H132ZM143 139V140H144ZM173 139V138H172ZM185 139V138H184ZM196 138H194V140H195ZM207 139H211V140H207ZM215 139V138H214ZM230 139V138H229ZM253 139V138H252ZM31 140V139H30ZM129 140V139H128ZM136 140V139H135ZM135 140H133V141H135ZM138 140V139H137ZM140 140L142 141V139H141V137H140ZM216 140H217V136H216ZM216 140H214V142L216 141ZM258 140V139H257ZM261 140V139H260ZM28 141H29V138H28ZM120 141H121V139H120ZM147 141V140H146ZM34 142V141H33ZM44 142V141H43ZM111 142V143H112ZM217 142V141H216ZM256 139L254 140V142H252V144L253 143H255L254 145H256ZM31 143V142H30ZM55 143H53V145L55 144ZM128 143H129V141H128ZM138 143V142H137ZM173 143V142H172ZM210 143V142H209ZM226 143V142H225ZM258 143H259V141H258ZM222 144V143H221ZM238 144V145H239ZM52 145V146H53ZM88 145V144H87ZM129 145V144H128ZM148 145V144H147ZM162 145V144H161ZM213 145V144H212ZM245 145V146H246ZM258 145V144H257ZM264 145V144H263ZM123 146H124V144H123ZM214 147H215V145H213ZM224 146V145H223ZM231 146V145H230ZM247 146H246V148H247ZM50 147V146H49ZM135 147V146H134ZM149 147V146H148ZM147 147V148H148ZM211 147V146H210ZM216 147H217V145H216ZM220 147H222V146H220ZM243 147V146H242ZM32 148H35V149H37V152H34V151H36L35 149H34V151H32L33 149ZM48 148V147H47ZM218 148H219V145H218ZM238 148V147H237ZM86 149H89L88 147L86 148ZM102 149H106L105 151H102ZM173 149V148H172ZM213 149V148H212ZM212 149H210V150H212ZM221 149V148H220ZM245 149V148H244ZM252 149V148H251ZM85 150V149H84ZM109 150V151H110ZM214 150V149H213ZM212 150V151H213ZM218 150V149H217ZM225 150V149H224ZM259 150V149H258ZM91 151H92V149H91ZM90 151V152H91ZM102 151V152H101ZM110 151V152H111ZM134 151V150H133ZM184 151H185V149H184ZM223 151V150H222ZM111 152V153H112ZM132 152V151H131ZM178 152H181V150L179 151V149L178 150H175L174 151V154L175 153H177V154H179ZM214 152V151H213ZM224 152V151H223ZM228 152H230V151H228ZM263 152V151H262ZM82 153V154H81ZM87 153V152H86ZM86 153H85V155H86ZM119 153V154H118ZM127 153V152H126ZM136 153V152H135ZM188 153V152H187ZM205 153V154H206ZM173 154V155H174ZM181 154V153H180ZM233 155L235 154V153H232ZM263 154H264V152H263ZM117 155L116 156H114L113 154H112V156H114V160H117L116 159V157H117ZM163 155H161V156H163ZM195 155V157H193L192 158V160H189L188 162H189V167H192V169H193V171H195V172H193V173H191V177H189V178H187V179H185L183 182L184 183H182L183 185H184V188L186 187L187 189H189V188H193L192 186L195 184H198L199 182H201L202 181V179L204 180L205 178H204V176L205 175H200V173H199V171H201L200 170V168H201V164L203 163V161H202V163L201 162H199V158H198V156H196ZM213 155V154H212ZM238 155V154H237ZM240 155V154H239ZM132 156V155H131ZM175 156H176V154H175ZM178 157H179V155H177ZM110 157V156H109ZM124 157V156H123ZM154 157V158H155ZM159 157V156H158ZM157 157V158H158ZM186 157V156H185ZM217 157V156H216ZM233 157H235V156H233ZM113 158V157H112ZM180 158V157H179ZM236 158V157H235ZM243 158V160H242V162L243 161H246L247 159H248V157L246 158V157H242ZM93 159H92V163H93ZM176 159H178V158H176ZM182 159V158H181ZM184 159V158H183ZM230 159V158H229ZM91 160V159H90ZM112 160V159H111ZM147 160V159H146ZM151 160V159H150ZM201 160H202V157H201ZM216 160V159H215ZM214 160V161H215ZM100 161V160H99ZM175 161V160H174ZM213 161V162H214ZM231 161V160H230ZM227 162V161H224V162H220L218 165H219V167L218 168H215L214 170H212V172H211V174H210V176L213 178V176H216V175H221V173H226V171L228 170L229 171V169H231L233 166H235V162L236 161H238L237 159L235 160H233L232 162ZM248 161V160H247ZM98 162V161H97ZM101 162V161H100ZM106 162V161H105ZM104 162V163H105ZM118 162V161H117ZM177 162V161H176ZM187 162V163H188ZM240 162V161H239ZM79 163V164H80ZM94 163H96V162H94ZM102 163V162H101ZM114 163H115V161H114ZM175 163V162H174ZM207 163V162H206ZM238 163V162H237ZM3 164V165H2ZM97 164H99V162L97 163ZM96 164V165H97ZM103 164V163H102ZM101 164V165H102ZM186 164V163H185ZM105 165H107V162L105 163ZM112 165H113V163H112ZM112 165H111V162H110V165L108 164V167L109 166H111V168H112ZM114 166V165H113ZM114 166V167H115ZM171 166V165H170ZM183 166H185V165H183ZM188 166V165H187ZM67 167V168H66ZM104 167V166H103ZM106 167V166H105ZM205 167V166H204ZM32 168V167H31ZM172 168V167H171ZM170 168V169H171ZM188 168V167H187ZM24 169H26V167L24 168ZM27 169H30V167L29 168H27ZM105 169V168H104ZM184 169V168H183ZM185 169H186V166H185ZM190 169L191 168H189V171L188 170H186V171H188V173H190L191 171H190ZM202 169V168H201ZM246 169V168H245ZM34 170H36V169H34ZM107 170H110V167H109V169H107ZM114 170V169H113ZM163 170V171H162ZM180 170V169H179ZM21 171V172H22ZM27 171V170H26ZM175 171V170H174ZM262 171V170H261ZM35 173H36V171H34ZM52 172V171H51ZM110 172H112V174H113V171H111L110 170ZM169 172V171H168ZM209 172V173H210ZM245 172V171H244ZM259 172V171H258ZM32 173V172H31ZM34 173V174H35ZM85 173V172H84ZM248 173V172H247ZM26 174H27V172H26ZM34 174H32V175H34ZM114 174V175H115ZM174 174V173H173ZM259 174V173H258ZM130 175H128V176H130ZM134 175V176H135ZM166 175V174H165ZM182 175V174H181ZM246 175V174H245ZM250 175V174H249ZM27 176H28V178H27ZM38 176V175H37ZM46 176V175H45ZM65 176V175H64ZM164 176V175H163ZM247 176V175H246ZM259 176V175H258ZM258 176H257V179H258V182H259V180H260V176H261V174H260V176H259V178H258ZM30 177V178H29ZM55 177V178H56ZM63 177V176H62ZM136 177V176H135ZM187 177V176H186ZM209 177V176H208ZM207 177V178H208ZM264 177V176H263ZM47 178V177H46ZM97 178H99L100 180H98ZM164 178V177H163ZM246 178V177H245ZM250 178V177H249ZM252 178H254V177H252ZM48 179V178H47ZM49 179H51V178H49ZM48 179V180H49ZM66 179H67V177H66ZM113 179V178H112ZM115 179H116V177H115ZM119 179V178H118ZM170 179V178H169ZM256 179V178H255ZM256 179V180H257ZM264 179V178H263ZM262 179V180H263ZM59 180H61V179H59ZM63 180H65V179H63ZM102 180V181H103ZM127 180H128V178H127ZM134 180V179H133ZM144 180V179H143ZM206 180V179H205ZM208 180V179H207ZM240 180V179H239ZM255 180V181H256ZM44 181H46V180H44ZM121 181V180H120ZM145 181V180H144ZM161 181H163V180H161ZM214 181V180H213ZM250 181H253V179L252 180H250ZM43 182V181H42ZM55 182V181H54ZM101 182V181H100ZM106 182V181H105ZM116 182V181H115ZM125 182H127V184H128V181H124V183ZM146 182V181H145ZM144 182V183H145ZM170 182V181H169ZM211 182V181H210ZM263 182V181H262ZM57 183V182H56ZM55 183V184H56ZM65 183V182H64ZM158 183V182H157ZM161 183V182H160ZM214 183H216L215 181H214ZM214 183H212L213 185H214ZM226 183V182H225ZM249 183V182H248ZM252 183V182H251ZM250 183V184H251ZM254 183V182H253ZM62 184H63V182H62ZM126 184V183H125ZM151 184V183H150ZM210 184V183H209ZM256 184H259V183H256ZM255 184V185H256ZM99 185V184H98ZM130 185V184H129ZM158 185V184H157ZM225 185V184H224ZM231 185V184H230ZM229 182L227 183V185H225L224 187H222L223 186V184L220 186L221 188L219 189V192H221L220 190H222V193L221 194H225V190L228 188L229 189ZM249 185V184H248ZM253 185V184H252ZM62 186V185H61ZM120 186V185H119ZM154 186V185H153ZM152 186V187H153ZM227 186V187H226ZM233 186V187H232ZM254 186V185H253ZM54 187H55V185H54ZM57 187V186H56ZM63 188H64V184H63V186H62ZM127 187H128V185H127ZM180 187H182V186H180ZM225 187H226V189H225ZM231 187H232V189H233V191H239V193H240V191H242L243 190V185H242V182H239V183H235V184H233V185H231ZM230 187V188H231ZM256 188L258 187V186H255ZM263 187H264V183H263ZM28 189V192H27V189ZM36 188H39L40 189V191H38L37 192V190H39V189H36ZM130 188V187H129ZM132 188V187H131ZM248 188V187H247ZM250 188V187H249ZM253 188V187H252ZM251 188V189H252ZM255 188V189H256ZM41 189H42V191H41ZM44 189V190H43ZM65 189H66V187L64 188V190L63 191H65ZM96 189V190H95ZM124 188H120L119 190H120V194H121V192H122V194H121V196H123V202H125L124 204H126V211L127 212H124L125 213V216H124V219H125V221H126V219L128 218V214H129V212L130 211H132V207H133V205H132V201H134V199H131V197H130V195H129V193H128V191H127V193H125L124 192V190H123ZM128 189V188H127ZM126 189V190H127ZM173 189V188H172ZM245 189V188H244ZM259 189H261V190H259ZM259 189L257 190L258 191V195L256 194V196H257V200L255 201L256 203H254V204H256V212H258V214H257V217H256V221H258L257 223L260 225H258L259 226V228H260V234H259V238H260V241H261V243H263L264 244V189H262V186H261V188H260V185H259ZM93 190H94V192L95 191H97V192H93ZM151 190V189H150ZM229 190H231V189H229ZM246 190H248V189H246ZM250 190V189H249ZM248 190V191H249ZM101 191V190H100ZM102 191V192H103ZM178 191V190H177ZM184 191V190H183ZM212 191V190H211ZM232 191V190H231ZM256 190H254V192L252 191V190H250L249 192H251V193H256L255 192ZM24 192V193H25ZM146 192H148V191H146ZM145 192V194H144V197H143V199L146 201V202H148V204H149V207H147V215L149 214V216L147 217L148 218V220L150 219V215H153L154 216V214H156V212H160V214H162L163 215V213H166V212H169V214H170V216H173V218H174V220H177L178 221V223H179V226H178V229H177V231L175 230V233H172V234H169V236H166V239H165V237H164V239L163 240H161V239H159L158 238V240H160V241H158V240H156V241H152V242H148V240L150 241V239L148 238V240H146V239H141V241H139L138 243L137 242H135V241H137V240H135L133 243H132V246H133V248H135L136 249V247L137 248H140V249H143V250H147V251H149V252H156L157 253V256L159 255V254H162V255H164V256H171L172 255V257H170V258H173V259H171L172 261H173V263H175V264H197V263H200V264H202V262H203V260H205V259H211V260H220V261H218V262H220L219 264H225V259L228 257L226 254V258H224V256L222 255V257L213 249V247L215 248V246H214V242H215V240H218V239H220V238H217V237H219L218 236V231H216V230H211V228H210V230H206V231H204V233H199L198 232V234H196V233H194V234H196V235H192L193 234V232H194V226L195 225H200L201 224V222L204 220V211L205 210H210L211 212H210V214H208V215H211V213L213 212V214H212V218H213V220H212V218H210L209 216H208V219H209V221H211L212 220V224H216L215 225V227H218V230H221L220 228H222L223 229V227H225L224 225H227V224H224V222L226 223V219H227V209L229 208V206H230V203H232V202H230L229 201V198H227V196H224V195H222L220 198L218 197V199L215 197V199L212 197V196H208L209 198H211L212 197V199H209V200H207V199H203V201H201L202 200V198H201V196L200 195H202V194H200L201 193V190L200 191H197V192H195V193H191V194H189V195H187L186 193V195H184V197L183 198H179L180 200H178V201H176L173 205H172V208H171V205H170V207L169 206H167V207H169V208H167V207H165L164 206V204H163V206L165 207V208H162V205H158L157 204V199L159 198V196H158V198H151L150 197V195H149V193H146ZM170 192V191H169ZM228 192V191H227ZM248 192V193H249ZM29 193V194H30ZM52 192H50V194H51ZM64 193V192H63ZM94 193V194H93ZM231 193V192H230ZM244 193V192H243ZM250 193V194H251ZM7 194V195H8ZM91 194L93 195V196H91ZM101 194V193H100ZM103 194H105V193H103ZM133 194V193H132ZM170 194L171 193H169V196H170ZM220 194V193H219ZM250 194H248V195H250ZM6 195V196H7ZM10 195H8V196H10ZM161 195V194H160ZM23 197H24V195H22ZM21 196V197H22ZM168 196V197H169ZM207 196V195H206ZM251 196V195H250ZM249 196V197H250ZM252 196H253V194H252ZM255 196V195H254ZM253 196V197H254ZM26 197V196H25ZM59 197H60V195H59ZM161 198V197H160ZM159 198V199H160ZM170 198V197H169ZM201 198V199H200ZM233 198V197H232ZM239 198V197H238ZM255 198V197H254ZM263 198V199H262ZM10 199V198H9ZM12 199H14V198H12ZM21 199V200H20ZM24 199V198H23ZM53 199H56L57 201H55L54 202V200ZM61 199V198H60ZM162 199V198H161ZM251 199L253 200V198L251 197ZM75 200H76V198L74 199V202H75ZM95 200H96V198H95ZM167 200H168V198H167ZM167 200H166V202H167ZM204 200H207L206 201V203H204ZM250 200V199H249ZM1 201H2V199H1ZM10 201V200H9ZM239 201V200H238ZM3 202V201H2ZM102 202V201H101ZM160 202L161 201H159V204H160ZM235 202V201H234ZM246 202V201H245ZM95 203V202H94ZM134 203V202H133ZM165 203V202H164ZM19 204H20V202H19ZM44 204V205H45ZM69 204H70V202H69ZM72 204V203H71ZM75 204V203H74ZM73 204V205H74ZM167 204V203H166ZM1 205V204H0ZM68 205V204H67ZM113 205V204H112ZM22 206V207H23ZM53 206V207H54ZM70 206V205H69ZM158 206H161L160 208L161 209H159V207ZM17 207V206H16ZM21 207V208H22ZM52 207V208H53ZM54 207V208H55ZM232 207L235 209V207H237V205L235 206V205H232ZM255 207V206H254ZM68 208V207H67ZM72 208V207H71ZM70 208V209H71ZM75 208H77V207H75ZM94 208V207H93ZM167 208V209H166ZM232 208V209H233ZM3 209V208H2ZM159 209V210H158ZM233 209V210H234ZM20 210V209H19ZM26 210V209H25ZM35 210V209H34ZM47 210V209H46ZM73 210V209H72ZM145 210V209H144ZM247 210V209H246ZM58 211V210H57ZM71 211V210H70ZM98 211V210H97ZM1 212V211H0ZM48 212V211H47ZM51 212H52V210H51ZM92 212V211H91ZM45 213V212H44ZM143 213H145V212H143V210L141 211V210H135L134 211V213H133V216H134V223L136 224H134L133 223V225H132V228L130 227V229H131V232H132V235H133V233H136V232H141L142 233V231H144L145 230V228H147L148 226V224L146 225L144 222H143V220H144V216H145V219H147L146 218V214H143ZM260 213V214H259ZM101 214V213H100ZM100 214H98V215H100ZM158 214V213H157ZM156 214V215H157ZM167 214V213H166ZM3 215V214H2ZM54 215V214H53ZM52 215V216H53ZM82 215V214H81ZM159 215V214H158ZM157 215V216H158ZM162 215H159V216H162ZM238 215V214H237ZM51 216V215H50ZM51 216V217H52ZM103 216V215H102ZM114 216V215H113ZM156 216V217H157ZM3 217V216H2ZM44 217V216H43ZM69 217V216H68ZM100 217V216H99ZM156 217H154V223H155V220H156ZM113 218V217H112ZM111 218V220L107 223V226L105 227V228H107V229H101V227H100V224H99V228L98 229H94V230H96V232H97V235L99 234V236H101V240L98 238V242L96 243V245H94L93 243H92V241L90 242L89 240H88V242H90V243H84L83 244V247H82V244H80L81 245V248L82 249H80L81 251H80V253H79V255H77L76 253H75V250H74V248L72 247V245H70V244H66V243H63L64 242V240H63V242H62V238H61V235H58L57 234V232L55 231V229L54 228H52V227H49L48 228V234L50 235V238H47L45 241H44V243H38V245H37V249H38V251H40V252H42L41 254H42V257L40 258V257H36L35 256V251L34 252H32V250H30L27 246H26V244H27V242H26V244H25V240L23 239L22 240V238L20 239V238H18L16 235H14V236H10L11 235V229L5 224H3V221L2 220H0V264L1 263H3V262H7V263H11L12 261H14V263L13 264H70V263H73L74 261H75V259H76V255L78 256V258H79V260L83 263V264H88V263H90L89 261L91 260V264H105V263H107L104 259V255H106V254H109V256H111L110 254H113V256H114V259H115V264H126L125 263V261H124V259H125V251H126V247H128L126 244V247H125V245H124V237L126 236V231H125V227L123 228V226H126V223H125V225H122L123 223H124V221H122V222H120L119 223V220L118 219H112ZM153 218V217H152ZM160 218V217H159ZM172 218V217H171ZM2 219V218H1ZM129 219V218H128ZM127 219V220H128ZM205 219H206V217H205ZM255 219V218H254ZM53 220V219H52ZM104 220V219H103ZM225 220V221H224ZM77 221V220H76ZM81 221V220H80ZM157 221V220H156ZM171 221V220H170ZM169 221V222H170ZM209 221H208V223H209ZM216 221H219V224L217 225V223H216ZM224 221V222H223ZM243 221V220H242ZM244 221H247V220H244ZM7 222V221H6ZM47 222V221H46ZM71 222V221H70ZM146 222V221H145ZM152 222V221H151ZM158 222V221H157ZM159 222H161V221H159ZM176 222V221H175ZM251 222H253V220L251 221ZM122 223V224H121ZM149 223H150V221H149ZM177 223V222H176ZM177 223V224H178ZM238 223H240V222H238ZM55 224V223H54ZM144 224L146 225V227L144 226ZM150 224H152L153 225V223H150ZM149 224V225H150ZM242 224V223H241ZM52 225V224H51ZM78 225H80L79 223H78ZM122 225V226H121ZM209 225V224H208ZM229 225V224H228ZM236 225V224H235ZM251 225V224H250ZM53 226V225H52ZM82 226V225H81ZM84 226V225H83ZM120 226H121V229H120ZM156 226V225H155ZM155 226H153V228L155 227ZM210 226V225H209ZM246 226V225H245ZM244 226V227H245ZM13 227V226H12ZM22 227V226H21ZM48 227V226H47ZM89 227V226H88ZM92 227V226H91ZM119 227V230L117 229L116 230V228H118ZM145 227V228H144ZM150 228H151V226H149ZM212 227H214V226H212ZM228 227V226H227ZM252 227V226H251ZM257 228V227H256ZM258 228V229H259ZM17 229V228H16ZM19 229V228H18ZM75 229V228H74ZM89 229L90 230H93L92 228H90L89 227ZM111 229H115V231H116V234L117 235H114V234H112V232H110V230ZM144 229V230H143ZM148 229V228H147ZM198 229V228H197ZM227 229V228H226ZM249 229H251V228H249ZM69 230V229H68ZM93 230V231H94ZM151 230V229H150ZM162 230V229H161ZM171 230V229H170ZM233 230V229H232ZM231 230V231H232ZM241 230H243V229H241ZM18 231V230H17ZM17 231H16V234H17ZM33 231V230H32ZM61 231H63V230H61ZM64 231H66V230H64ZM63 231V232H64ZM93 231H90V232H93ZM174 231V230H173ZM230 231V230H229ZM228 231V232H229ZM251 231V230H250ZM249 231V232H250ZM254 231V230H253ZM258 231V230H257ZM256 231V232H257ZM15 232V231H14ZM85 232V231H84ZM83 232V233H84ZM145 232H146V230H145ZM158 232V231H157ZM171 232V231H170ZM220 232V231H219ZM222 232V231H221ZM236 232V231H235ZM244 232V231H243ZM252 232V231H251ZM255 232V231H254ZM19 233V232H18ZM67 233H69V232H67ZM71 233H72V231H71ZM153 233V232H152ZM226 233V232H225ZM239 233V232H238ZM242 233V232H241ZM240 233V234H241ZM15 234V233H14ZM70 234V233H69ZM222 234V233H221ZM220 234V235H221ZM224 234V233H223ZM230 234V233H229ZM232 234H234L233 232H232ZM18 236H20L19 234H17ZM31 236H32V234H30ZM33 235H35V234H33ZM89 235V234H88ZM90 235H91V233H90ZM94 235V234H93ZM137 235H139V234H137ZM244 235V234H243ZM253 235V234H252ZM25 236V235H24ZM46 236V235H45ZM60 236V237H59ZM70 236V235H69ZM73 236V235H72ZM136 236V235H135ZM149 236V235H148ZM224 236H226L225 234H224ZM229 236H231V235H229ZM233 236V235H232ZM232 236H231V240H232V242H234V243H239V242H241V239H240V237L238 236V237H235V238H233L232 239ZM235 236V235H234ZM254 236V235H253ZM26 237V236H25ZM36 237V236H35ZM34 237V238H35ZM63 237V236H62ZM65 237H67V236H65ZM143 237V236H142ZM155 237V236H154ZM243 237V236H242ZM257 237V235L254 237V239ZM27 238V237H26ZM33 238V237H32ZM33 238V239H34ZM74 238V237H73ZM133 238V237H132ZM224 238V237H223ZM247 238H249V237H247ZM28 239V238H27ZM71 239H72V237H71ZM222 239V238H221ZM229 239V240H230ZM29 240V239H28ZM67 240V239H66ZM202 240H204L203 242L206 244V247H205V245H204V243H202ZM228 240V241H229ZM250 240V239H249ZM258 240V239H257ZM30 241V240H29ZM41 241V240H40ZM69 241V240H68ZM246 241H248V240H246ZM70 242V241H69ZM76 242V241H75ZM83 242H85V241H83ZM82 242V243H83ZM243 242V241H242ZM245 242V241H244ZM217 244H218V241L216 242ZM224 243V242H223ZM246 243V242H245ZM249 243V242H248ZM72 244V243H71ZM221 244V243H220ZM219 244V245H220ZM203 245H204V248H203ZM216 245V244H215ZM218 245V246H219ZM241 245H243V243L241 244ZM2 246V247H1ZM33 246V245H32ZM202 246V247H201ZM237 246V245H236ZM31 247V246H30ZM78 247V246H77ZM237 247H239V246H237ZM242 247H244V245L242 246ZM76 248V247H75ZM205 248L208 250L207 252H204V250H205ZM234 248V247H233ZM260 248V247H259ZM79 249V248H78ZM131 249V248H130ZM225 249V248H224ZM236 249V248H235ZM243 249V248H242ZM242 249H241V251H242ZM244 249H246V248H244ZM228 250V249H227ZM76 251H77V249H76ZM263 251V250H262ZM129 252V251H128ZM148 252V253H149ZM231 252H232V250H231ZM244 252V251H243ZM78 253V252H77ZM260 253V252H259ZM143 254V253H142ZM231 254V256L230 257H232V253H230ZM161 255V256H162ZM196 255V256H195ZM229 255V254H228ZM239 255V254H238ZM258 255V254H257ZM260 255V254H259ZM107 256V255H106ZM156 256V257H157ZM163 256V257H164ZM249 256V255H248ZM142 257V256H141ZM199 257H200V259L201 260H199ZM230 257H228L227 259H229ZM159 258H160V255H159ZM169 258V259H170ZM251 258V257H250ZM260 258V257H259ZM258 258V259H259ZM161 259H163L162 257H161ZM164 259H166V258H164ZM245 259V256L243 255V253H242V255H240V257H238V261L237 262H239L240 260H244ZM77 260V259H76ZM231 260V259H230ZM257 260V259H256ZM261 260H262V256H261ZM78 261V260H77ZM162 261V260H161ZM164 262H165V260H163ZM171 261V262H172ZM207 261V260H206ZM154 262V261H153ZM159 262V261H158ZM164 262H162V263H164ZM177 262V263H176ZM252 262V261H251ZM254 262V261H253ZM257 262V261H256ZM78 263V262H77ZM112 263V262H111ZM113 263V264H114ZM160 263V262H159ZM209 263V262H208ZM233 263H235V262H233ZM130 264H141V262L140 261H138L137 259H136V257H135V255H133L132 254V257H131V259H130ZM205 264V263H204ZM227 264V263H226ZM239 264V263H238ZM240 264H242V263H240ZM251 264V263H250ZM256 264V263H255ZM262 264V263H261Z\"/></svg>",
	"mask_w": 264,
	"mask_h": 264
}]
</instances>
